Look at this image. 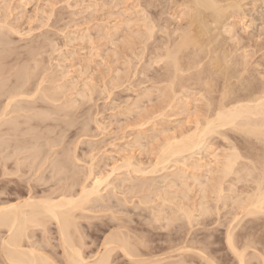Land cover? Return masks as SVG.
<instances>
[{"label": "bare ground", "instance_id": "obj_1", "mask_svg": "<svg viewBox=\"0 0 264 264\" xmlns=\"http://www.w3.org/2000/svg\"><path fill=\"white\" fill-rule=\"evenodd\" d=\"M6 1V0H5ZM5 1L3 2L4 4H5ZM25 1H27V0H25ZM183 1H185V0H183ZM235 1H238V0H235ZM234 1V2H235ZM10 2V0H8V2L6 1V4L8 5V4H10L9 3ZM118 2V1H117ZM156 2V1H155ZM186 2V1H185ZM221 2H223V3H225L223 0H221ZM221 2L219 1V0H192V1H190V4L189 5H187V3H186V7H184V3L181 5V6H183V9L185 10V11H187V14H185V15H187V17L184 15V12H182V11H180L181 12V15H178V17H177V19L179 18H181L182 19V17H186L187 18V24H188V26L185 28H181V27H179V26H181V25H179L178 26V28H175V30H173V31H169V32H172V34L171 33H169V34H167L166 33V39L165 40H162V41H160V42H158L155 46L153 45V49L152 50H150L151 52H149L148 53V55H150L151 57V59H150V61H148L149 59H147V57H149V56H147V53H146V50H147V48H150V47H148L150 44H151V42L150 41H152V40H154V38H155V35H156V28L158 27V24H159V26H161L160 25V22L158 23V19H154V18H152V19H150V18H145L144 20L142 19V20H140V22L141 21H144V22H142L143 24H142V28L144 27V31H143V33L142 32H140V30L142 29H137L138 31H135L134 33L136 34V35H138L139 37L138 38H140V33H142V35H141V39H139V40H141L142 41V43L141 42H139V43H141L142 45L141 46H143V49L142 48H140V51L141 52H139V53H137V55H136V52H135V54H133L132 56H135V59H133V61H139L140 63H144V60L146 59L147 61L144 63V65H142V68H141V70L143 69V71H147V70H149V66H150V69H151V65L153 64V65H155V64H160V63H164V65L167 67V71L165 70V74H166V77L164 78V76H163V78H164V80H163V82H165L163 85L164 86H166V88L168 89V90H166V88L164 89V88H162V89H164V92H163V94H164V96H163V94H162V91L163 90H161V87H159V89L161 90V94H162V98L163 97H165V99H163V101L164 102H166V103H164V105L166 104L167 105V103H168V106L170 107V109H169V107H168V109L170 110V111H173V110H171V108H172V105H174L175 104V108L177 107V109H180V108H178L179 107V105H183V104H181L180 102H182L183 101V103H184V105H185V102L187 103L188 101L187 100H185L186 98H184V97H186V95H188V96H190L189 94H188V91L190 92V90H193V87H195L194 85H196L197 83L196 82H201L202 81V84H201V87L202 88H204V86H206V88L208 89V91H206L207 89H205V91L206 92H208V93H212V90L210 91L209 89H213V87L214 86H216L215 84H217V83H215L214 85H213V83H212V80H214L213 78H212V80L209 78V72H208V69H209V71L211 70V72L212 71H214L215 72V76L216 75H219V74H221V76H224V77H227L226 79H228L231 75H233L230 71H232L233 70V68H232V70H230L231 69V66L233 65H231V63H229L230 64V66L228 67V58L230 57H228L227 55L228 54H226L225 52L224 53H222V55L219 53V48H218V51H216V48L217 47H215V49L212 47L213 45H214V43H212L211 44V42L212 41H210V39H212V36H211V38L210 39H208V35H210L209 33H210V30H209V27H208V22H207V20L208 19H210V18H206L205 19V12H208V13H210V16L212 17V19H214V22H219L221 19H223V18H226L227 16H232L231 18L232 19H235V15L238 13V11H240L241 12V10H242V8H241V6H240V3L239 2H235V3H233V1H231V3L228 5V3H227V8H224V6L221 4ZM226 2H228V1H226ZM1 3V2H0ZM2 3V4H3ZM2 4L0 5V6H2ZM117 4H119V3H117ZM152 4V3H151ZM151 4H148V6L149 5H151ZM11 5V4H10ZM154 4H152V6H153ZM178 5V4H177ZM116 6V5H115ZM147 6V8H149ZM154 6H156V5H154ZM5 7V8H4ZM4 7H2L3 8V11L5 10V12H6V8L8 7V6H4ZM151 7V6H150ZM2 8H0V9H2ZM10 8H12L11 6H9V9ZM179 8H180V5H179ZM8 9V10H9ZM182 9V8H181ZM241 9V10H240ZM7 10V11H8ZM236 10H238V11H236ZM3 11H1L0 10V12H3ZM12 12H13V10H11ZM237 13H236V12ZM5 12L3 13V14H5ZM10 12V11H9ZM8 12V13H9ZM142 12V11H141ZM143 12H145V10L143 11ZM179 12V13H180ZM8 13H6V14H8ZM11 13V12H10ZM145 13H148L147 11L145 12ZM183 13V14H182ZM186 13V12H185ZM2 14V13H1ZM2 14V15H3ZM4 15V17H0V254H1V256H0V264H110V263H112V260H113V254L115 255V254H117L116 253V251L119 253V251H120V253H122V255H123V257H126L128 260L130 259V260H132L133 262H136V264H146L148 261H151L150 259H152V258H146L145 257V255H143L141 252H140V250H139V247L138 246H140V248H141V246H145V245H143V243H144V241H141L142 240V238H136L135 236H134V234L136 233L135 231V233H133V232H131V234L133 233V235L131 236H129V234H126L128 231H124V230H120V229H118V225L115 227V228H117L118 230H116V229H114V230H116V231H114V232H110L109 234V236L107 237H105L104 238V241H103V243H101L102 245H101V247H102V249H99V250H97V251H95V252H97V253H93L94 255L93 256H89V257H87V256H85L84 254V252L85 251H83V246H85L84 244H82V240H86V239H83V238H81L80 236H78L77 234L80 232V230H81V228L79 229L78 227V224L77 223H79V222H77L76 221V219H78L77 217L78 216H76V213H78L79 211H81V212H83L84 210H86V207H87V205H89L90 203H92V198L93 197H96V196H98V195H100V193L102 192V190H101V187L102 186H105V187H109V186H113V184L111 183V181L109 180V179H111L110 177H112V175H113V173H115L116 171H118V170H120V171H122V169H127L129 172L128 173H134V174H144L145 173V175L149 178V176H148V172L149 173H155V175H156V172H160L161 170H162V172L164 171V170H168L169 169V164H171L172 162H176L175 164L176 165H181L180 163L181 162H184V161H182L184 158H185V155L187 154V153H189V154H194L195 155V153L197 152V151H200V150H205L206 149V145L208 144L207 142H209L208 140H209V138H210V140L212 139L211 138V136L212 135H221L222 137H224V140H225V136H226V132H223L224 134H225V136H224V134L221 132V131H223V129H227V131L228 130H233V131H236V133H240V136L242 135V137H244L243 139H241V140H243V141H241V144H239V145H236V143L235 144H233L235 141H233V143H232V140H230L229 142L231 143V145H232V147L230 146V148H231V150H230V148H229V150L230 151H228L227 149L228 148H226V150H225V148H223L222 150H224L225 152H227V153H224L223 155L221 154V151H220V154H221V158L220 157H218V154H217V157L215 156L214 157V160H215V166L213 167L212 166V169H210V173H209V175L211 174V176H210V178H208L207 179V181L206 182H204V183H200V181L202 180H200V177H203L204 175L203 174H201V176H199L198 174H192V176H191V174L189 175V176H191V177H189V179L191 178V181H192V179L194 180V181H192V184H189L187 181H190L189 179L188 180H184V179H187V178H185V175H186V171H184V170H182V169H176L177 171L176 172H173V174H169V175H173V179L174 180H172V181H170V180H168L169 181V184L167 185V187L169 188H167V190L165 189L164 190V188L165 187H163V189H160L159 188V190H156L155 188L158 186V185H160V182L157 180L156 181V178H155V182L156 183H158L159 182V184L154 188V189H150V188H153V186L152 185H154V184H156V183H150L149 181H151L152 179H146L147 180V182L146 181H143L142 183L141 182H139L140 184L138 185L137 183H135L137 180H135V184H137V186H135L134 187V189H130L131 190V193H132V195H133V193L136 195V193H137V196H139V193L141 194L142 193V195L143 196H141L140 197V200H138L139 199V197H138V202L139 203H137V202H135L134 204L137 206V204L139 205H141V207H143V204L145 205L144 206V208L146 207L147 208V203L149 202V200H150V197H153L154 195L156 196V200L157 201H159V203L160 202H162V206H163V208H164V206L165 205H168V204H171V205H175L176 204V202H175V199L176 198H179L180 197V195L182 196V199L184 200H186V201H189L188 200V198H189V196H188V193L190 194L191 192L193 193V192H197L196 194L197 195H199V197H200V200H197V204L195 205V206H189L188 204L189 203H186L185 201H183V202H185L186 204H183L182 203V201H180L181 200V198H179L180 200H178V199H176V200H178V201H180V202H178L175 206H171V207H175V210L172 212L173 213V215L171 214V218H169L168 219V223L165 221V223H166V225L167 224H169V225H167V226H170V224L171 223H173V222H178V221H180L181 219H183V220H181V221H184V220H186L185 222H186V224L187 225H193V223L194 224H196L197 223V218H199V217H202L201 219H200V221L202 220V221H204V219H203V217H205V219H208V217H210L211 215L213 216V214H214V216L213 217H215V215H217V217H220V212H222V211H224L223 209L227 206V202L228 201H231L232 202V205H233V207H232V212H231V215L232 216H234V218L232 219V220H229V225H228V227H227V229H226V232L223 234V235H225V245H227V247H228V251L230 250V253L232 252V254L234 255V258L236 259V261H237V264H247L248 262V260H250V258L249 259H247L246 260V258H247V256H248V254H247V250L250 248H253V249H251V250H254L256 247H254V246H256L259 242H255V240H258V239H256L255 237V240H254V238H253V236H254V232H256L255 234H257V232L260 230V229H262L263 231H264V76H263V79H261L262 80V83L261 82H259L258 81V79L257 78H255V79H257V83L259 84H261V85H255V87L254 86H249V84L251 83V85H253L252 84V82H250L249 80H246V78L244 79V80H246V81H249L248 83V86L249 87H251V90H252V87H253V91L250 93V95H248V94H246V96H244V94H243V96H240V94H238L235 90H234V88L232 89V88H229L230 86H228V84H226L225 86H224V89H223V92L222 93H220L221 94V96H219L220 98L218 99V102H216L215 101V105H214V107L212 106L211 107V105H212V103H209L208 101H210V100H207V97H205V95L204 94H206L205 93V91H203L202 90V88L200 87V89L198 90V91H201L202 93L204 92V94H200L201 95V97L203 98V100H204V103L206 104L207 102H208V106H207V109H208V112H207V115H206V117H205V114H203L204 115V118H202V120L200 121L199 119H200V116L199 117H197V119L198 120H196L195 118V125L193 126L194 128L193 129H187V130H189V131H187V130H185V129H183V130H185L186 132H182V130H181V134H178V135H176L178 132H176L175 131V129H174V132L173 133H171V130H170V134L169 135H171V137L170 136H168V139L166 138L167 137V135L165 134L164 136H166L165 138V140H166V142H165V140H164V137H163V141H164V143H163V141L161 140V144H163L162 146H159V148L158 149H160L159 150V152H158V154L157 155H159L158 157H157V162H156V164H155V166H154V164H153V169H149L147 172L144 170L145 169V166L143 165V169L141 168L142 166H140L141 165V163H142V161H138L137 163H139L138 165L140 166V168H139V166H137L136 167V163H132V158L130 159L129 157H131V155H129V157H127L128 159H125L124 158V160H122L123 161V164L121 165H118V164H115V166H117V167H112L111 168V170L112 171H110L111 173H107V174H105V173H103V172H101V174L103 173V174H105V175H99L98 174V172L96 173V168H94V166L95 165H93L95 162V160H96V163L98 162V161H100V160H97L96 158H98V157H96V158H94V161H93V157L92 156H89V154H88V156L91 158V162H93V164L91 163V165H88V167H87V165H85L84 167H87L86 169H87V171H85L86 169L84 168V167H82V169H83V171H84V174L83 175H85L84 176V180L82 179H80V177L79 176H76L75 175V173H76V171H74L73 172V170L72 169H74L76 166L74 165V163L75 162H72V160L73 161H76L77 162V164L79 163V162H81L80 161V159H82V158H78L77 156H76V149H77V145H79L77 142V145H76V149L74 150V151H72V149L73 148H71V151H72V157L71 158H73V159H71V161H70V159H68V158H66V157H70V155L71 154H69V152L67 153V155H66V153H64V152H61V153H63L62 155H61V153H59L58 152V150L57 151H55L54 149H55V147H56V149H57V145H58V143H59V141H61V140H58L57 138H59V137H57V136H59V135H57L56 137V140L55 139H53V135H52V142H51V140L49 139L48 140V138H50V137H48V135L46 134V133H48L49 131H50V126L49 127H47L45 124L46 123H48L47 121H50L49 119H51L52 117H51V115L53 116V115H56V116H58L59 118H60V116H63L65 119L67 118V117H65V116H67V115H69V114H71V112H72V114H74V113H76V107L77 106H79V103H77L78 102V100L76 99H74V97H71V96H74L73 94H70L69 95V93L67 92L68 90H70L68 87H67V85L65 86L64 85V83L63 84H61V82H60V80H62V82H63V80L64 79H62V78H65V77H63V74H65V73H63L62 75H57V76H54V75H56V74H54L55 73V71H57L56 70V68H54V70L55 71H52L51 72V74L53 73V75L52 76H48V75H51L50 73H48V71L50 72V70L54 67V66H52V68L50 69V68H48L49 70H47L45 67H48L49 65L51 66V64L53 63H51V62H48V63H46V64H49V63H51V64H49V65H47V66H45V67H42L41 66V64L43 63H41V59H43V58H41V57H43L42 55H41V57H40V53H41V51H42V48H46V46H48V45H46V46H44L45 44H43V43H45L44 41H43V43H39L38 41V45H39V47H36V46H38V45H34L33 47L31 46V44H30V42L28 43V45L30 44V46L29 47H27V45H26V47H27V55L25 54V52H19L20 54H22V55H26V57H24V59H21L22 58V55L20 56V54L19 53H16L17 51L16 50H18L19 51V48L17 47V49H16V45H19V42L18 41H20V40H18V41H16L15 42V46L13 45L14 44V42H13V40H9V39H11L9 36H8V34H9V32H4V30L5 29H7V31L9 30L10 31V33L12 34L13 32V34H16V33H18L19 34V31L17 30L18 29V27H16V28H14L13 26H11L10 25V23L9 24H7L8 23V19L5 21V20H2L3 18L5 19V18H7L6 16L7 15ZM235 14V15H234ZM1 15V16H2ZM182 15H184V16H182ZM207 15V14H206ZM209 15V14H208ZM234 15V16H233ZM8 16H10V17H12L11 15H8ZM52 16V15H51ZM51 16H49V18L51 17ZM182 16V17H181ZM49 18H48V21H49ZM185 18V19H186ZM227 18H229V17H227ZM230 18V19H231ZM11 19V18H10ZM149 19V20H148ZM18 21H19V19H17ZM153 20H156V22H157V25L155 24V21H153ZM160 20V19H159ZM184 20V19H183ZM3 21V22H2ZM6 23H5V22ZM12 21V20H11ZM14 21V20H13ZM124 21H126L125 22V26H128V25H130V23H131V21H130V23H129V20H124ZM180 21V20H179ZM182 21V20H181ZM213 21V20H212ZM137 22H139V20L137 21ZM184 22H185V20H184ZM184 22H182V23H184ZM240 22V21H239ZM12 23V22H11ZM47 23V22H46ZM45 23V24H46ZM16 24V23H15ZM45 24H43L42 26H44ZM185 24V23H184ZM186 24V25H187ZM15 26V25H14ZM44 27H47V24H46V26H44ZM130 27V26H129ZM139 27V26H138ZM31 28V27H30ZM42 28V27H41ZM40 28V29H41ZM140 28V27H139ZM160 28V27H159ZM162 28V27H161ZM19 29H21V28H19ZM33 29V28H32ZM105 29V28H104ZM158 29V28H157ZM31 30V29H30ZM30 30H28V31H30ZM109 30V29H108ZM143 30V29H142ZM159 31H160V29H158ZM99 32H100V29L98 30ZM104 31V30H103ZM116 31V30H115ZM22 32H23V30H22ZM22 32H21V34H22ZM31 32H32V30H31ZM102 32V31H101ZM131 32V36L130 37H134L133 35L134 34H132L133 32H132V30L130 31ZM62 33H63V31H62ZM107 33V32H106ZM113 33V32H112ZM157 33H158V31H157ZM44 34V33H43ZM43 34H41V35H43ZM110 34V33H109ZM108 34V35H109ZM128 34V33H127ZM17 35V34H16ZM22 35H24V34H22ZM106 35V34H105ZM111 35H113V34H111ZM11 36H13V35H11ZM19 36V35H18ZM27 36V35H26ZM25 36V37H26ZM28 36H31V34L30 35H28ZM46 35H44L43 36V38L45 37ZM83 37H84V35H82ZM89 36V35H88ZM101 36H103V35H101ZM114 36V35H113ZM125 36H127V35H125ZM125 36H123L125 39L128 37H125ZM208 36V37H207ZM7 37H9V38H7ZM22 37V36H21ZM42 37V36H41ZM68 37V36H67ZM81 37V36H80ZM90 37V36H89ZM89 37H87V38H89ZM107 37V35L105 36V38ZM130 37H128V41H126L125 43H126V46L128 45L129 46V48H130V46L132 45V44H135L134 43V41L135 40H131V39H136L137 38V36H136V38H130ZM207 37V38H206ZM216 37V36H215ZM24 38V37H23ZM86 38V37H85ZM85 38H84V40H85ZM104 38V37H103ZM214 38V37H213ZM35 38H33V39H31V40H33V41H35L34 40ZM47 39H48V37H47ZM47 39L45 38L44 40L46 41V42H48L47 41ZM52 39V38H51ZM79 39V38H78ZM106 39H108V37L106 38ZM112 39V38H111ZM111 39H109L110 41H111ZM129 39L131 40V42H133L132 44L131 43H129L130 41H129ZM205 39H208L209 41L207 42ZM16 40V39H15ZM80 40V39H79ZM83 40V41H84ZM89 40H90V38H89ZM127 40V39H126ZM157 40V39H156ZM214 40V39H213ZM215 40H217L218 41V39L217 38H215ZM22 41H24L23 39H22ZM30 41V40H29ZM33 41H32V44H33ZM51 41V40H50ZM68 42L69 41H71V39L69 40H67ZM80 41H82V38H81V40ZM114 41V40H113ZM112 41V42H113ZM217 41L215 42V43H217ZM17 42H18V44H17ZM28 42V41H27ZM51 42H53V41H51ZM55 42V41H54ZM88 42V41H87ZM149 42V43H148ZM34 43H36V42H34ZM89 43L91 44V46H92V40H91V42L89 41ZM147 43H148V45H147ZM155 43V42H154ZM153 43V44H154ZM23 44V45H24ZM44 46H42V45ZM47 44V43H46ZM49 44H50V42H49ZM52 44V43H51ZM55 44V43H54ZM66 44V43H65ZM130 44V45H129ZM11 45H13V46H11ZM42 47H41V46ZM68 45V44H67ZM66 45V46H67ZM95 45V44H94ZM123 45H124V43H123ZM212 45V46H211ZM52 46V45H51ZM50 46V47H51ZM133 46V45H132ZM131 46V47H132ZM140 46V45H139ZM152 46V45H151ZM209 46H211V47H209ZM215 46H218V45H215ZM11 47H15V48H11ZM23 46H21V48H22ZM25 47V46H24ZM125 47V46H124ZM20 48V49H21ZM29 48V49H28ZM44 48V49H45ZM93 48H95L94 46H93ZM93 48H91V50L93 49ZM97 48V47H96ZM132 48H134V46L132 47ZM214 50H213V49ZM14 49H16V50H14ZM142 49V50H141ZM24 50V49H23ZM22 49H21V51H23ZM46 50H48V48L46 49ZM96 51L98 50V49H95ZM126 50H129L128 48L126 49ZM132 50V49H131ZM133 50H136V49H133ZM133 50H132V52H133ZM139 50V49H138ZM137 50V51H138ZM188 50H191V51H193V53L190 51V53H191V55H193V57H192V59H191V55H190V53H188L189 51ZM188 51V52H187ZM44 52V51H43ZM93 52H95L94 50H93ZM147 52H148V50H147ZM187 52V53H186ZM218 52V53H217ZM247 52V51H246ZM46 53V52H45ZM45 53H43V55L45 54ZM75 53V52H74ZM97 53V52H96ZM115 53H117V52H115ZM114 53V54H115ZM146 53V54H145ZM194 53H195V55H194ZM228 53V52H227ZM73 54V53H72ZM90 54H91V52H90ZM186 54H189L188 56L186 55ZM205 56H204V55ZM230 54V53H229ZM233 54V53H232ZM244 54V56H245V54H247V53H243ZM116 55V54H115ZM114 55V56H115ZM147 56L145 59H144V56ZM200 55H202V57H206L207 58V64H206V61L204 62L203 60H205L204 58H202ZM90 56H92V55H90ZM98 57L100 56V55H97ZM117 56V55H116ZM200 56V57H199ZM251 56V55H250ZM249 56V57H250ZM20 57V58H19ZM39 57V58H38ZM85 57V56H84ZM84 57H82V58H84ZM88 57V56H87ZM94 57V56H93ZM96 57V56H95ZM101 57V56H100ZM126 57V56H125ZM127 57H129V56H127ZM188 57H190V58H188ZM243 57V56H242ZM52 58V57H51ZM65 58H66V55H65ZM82 58L80 59V60H82ZM136 58H138V60H136ZM236 58V57H235ZM235 58H233V59H235ZM246 58H247V56H246ZM245 58V59H246ZM251 58V57H250ZM47 58H45V60H46ZM91 59V58H90ZM89 59V62L91 61ZM95 59V58H94ZM128 59V58H127ZM130 59V58H129ZM128 59V60H129ZM144 59V60H143ZM202 60V61H199V60ZM231 59V58H230ZM240 59H243V58H241L240 57ZM239 59V61H237V58H236V61H234V68L236 69V67L240 70H236V72H237V74L238 73H240V72H243V75L241 74V77L242 76H246L247 77V75L246 74H248V71H249V68L248 67H245V65H247V63L249 64V65H253V64H251V63H249V59L246 61V64H245V62L243 61H241ZM245 59H243V60H245ZM45 60H43V61H45ZM88 60V59H87ZM126 61V60H125ZM132 61V60H131ZM143 61V62H142ZM241 61V62H240ZM82 62H83V60H82ZM87 63H88V61H86ZM92 62V61H91ZM94 62V61H93ZM114 63H115V61H113ZM138 62V63H139ZM229 62H231V61H229ZM45 63V62H44ZM112 63V62H111ZM113 63V64H114ZM126 64H127V62H125ZM130 63V60H129V62H128V64ZM134 63V62H133ZM137 64V63H136ZM43 65V64H42ZM59 65V64H58ZM58 65H56L55 67H57ZM84 65V64H83ZM88 65V64H87ZM90 65V64H89ZM88 65V66H89ZM107 65V64H106ZM129 65H132V64H129ZM152 65V66H153ZM207 67V70H206V72L209 74V75H206L207 77L206 78H208V79H206V82L204 81V80H199L200 78H201V75L203 74H205V72L203 73V68L202 67ZM248 65V66H249ZM74 66V65H73ZM85 66V65H84ZM88 66L86 67V68H88ZM126 66V65H125ZM148 66V67H147ZM236 66V67H235ZM68 67V66H67ZM66 67V68H67ZM128 67V66H127ZM132 67H134L133 65H132ZM154 67V66H153ZM152 67V68H153ZM58 68V67H57ZM113 68V65L111 66V68H110V71L112 72V69ZM129 68V67H128ZM127 68V69H128ZM131 68V67H130ZM129 68V69H130ZM148 68V69H147ZM165 68V67H164ZM203 70H202V69ZM247 68H248V70H247ZM250 68H252L251 66H250ZM84 69V68H83ZM112 69V70H111ZM115 69H117V68H115ZM128 69V70H129ZM137 69V68H136ZM140 69V68H139ZM166 69V68H165ZM196 69H197V71H196ZM243 69V70H242ZM254 69V68H253ZM86 70V69H85ZM118 70V69H117ZM134 70V69H133ZM140 70V71H141ZM193 70V71H192ZM194 70L196 71V74L194 73V76L195 77H193V75H191V74H193V73H190L189 74V72L191 71V72H194ZM247 70V73L245 74V72L244 71H246ZM80 71V74H81V70H79ZM116 71V70H115ZM139 71V70H138ZM138 71H133L134 72V74H135V72H138ZM143 71H141L140 72V74L142 73V75L143 74H145V73H143ZM149 71H151V70H149ZM235 71V70H234ZM255 71H256V69H255ZM58 72H59V70H58ZM123 72L125 73V75H127V76H129L128 75V73L129 72H127L126 73V69L125 70H123ZM122 72V74H124ZM130 72H132V70L130 71ZM210 72V73H211ZM235 72V73H236ZM250 72V71H249ZM257 72V71H256ZM62 73V72H61ZM61 73H59V74H61ZM93 73V72H92ZM113 73V72H112ZM115 73V72H114ZM117 73H119V71L117 72L116 71V74ZM121 73V72H120ZM147 73V72H146ZM150 73V72H149ZM188 73V75H186ZM217 73V74H216ZM252 73H253V71H252ZM258 73V72H257ZM67 74V73H66ZM82 74H84V73H82ZM115 74V75H116ZM148 74V73H147ZM245 74V75H244ZM251 74V72L248 74V75H250ZM259 74V73H258ZM261 74V73H260ZM92 75H94V74H92ZM111 75V74H110ZM125 75H122V77H116V81H114L113 80V78H111L109 81H111V80H113V82L114 83H116L117 84V81H118V83H120L119 85L117 84V86L118 87H122V86H120V85H122L123 83H124V85H125V83L129 80V78L127 77V76H125ZM131 75H132V73H131ZM150 75V74H149ZM148 75V76H149ZM203 75H202V77H203ZM211 75H212V73H211ZM211 75H210V77H211ZM214 75V74H213ZM252 75V74H251ZM58 76H59V78H58ZM67 76H68V78H70L69 77V75L67 74ZM78 76H80V75H78ZM117 76H119L118 74H117ZM120 76H121V74H120ZM133 76V75H132ZM135 76V75H134ZM137 76H139L138 74H137ZM145 76H146V74H145ZM144 76V77H145ZM205 76V75H204ZM215 76H213V77H215ZM229 76V77H228ZM123 77L124 78H126V79H128L126 82H123V83H121V80H124L123 79ZM131 77V76H130ZM136 77V76H135ZM151 77V76H150ZM159 77H161V76H159ZM219 77V76H218ZM234 77H235V74H234ZM238 77H239V74H238ZM238 77H235V78H237L238 79V81H244L243 79H241V80H239V78ZM252 77V76H251ZM257 77V76H256ZM61 78V79H60ZM87 78V77H86ZM132 78H134V77H132ZM204 78V77H203ZM259 78V77H258ZM71 79V78H70ZM125 79V80H126ZM148 79V77L145 79V80H147ZM149 79H151V78H149ZM153 79V78H152ZM154 79H158V80H161V78L159 79V78H157V77H154ZM193 79V80H192ZM198 79V81H196ZM215 79H217L216 77H215ZM220 79H223L222 77H220ZM225 79V78H224ZM226 79H225V81H226ZM230 79V78H229ZM66 80H67V77H66ZM72 80H74V79H72ZM84 80V79H83ZM124 80V81H125ZM158 80H152V81H154L155 83H153L155 86H158V85H161L160 83L159 84H157L156 85V83H157V81ZM234 80V79H233ZM254 80V79H253ZM259 80H260V78H259ZM65 81V80H64ZM70 81V80H69ZM149 81H151V80H149ZM148 81V82H149ZM151 81V82H152ZM193 83L194 81H195V83L194 84H190L191 82ZM214 81H216V80H214ZM213 81V82H214ZM224 81V80H223ZM230 81V80H229ZM231 81H232V79H231ZM231 81H230V83H231ZM241 81V82H242ZM254 81V82H255ZM60 84H59V83ZM67 82V81H66ZM86 82H88L87 80H86ZM85 81L83 82V84H85L84 86H83V89L84 88H86V89H84V92H85V95H86V93H87V95L86 96H84V92H83V90H82V95L84 96V98H85V100L84 99H82V100H84V101H86L87 103H89L88 101H87V99L90 101V103H91V101L93 102V100H94V98L92 99V97H94L93 96V93L95 94V90L97 89V87L96 88H93V87H95L96 85H94V86H92V85H89V84H87ZM91 82V81H90ZM95 82V81H94ZM106 81H104L103 83H105ZM108 82V81H107ZM112 82V84H114ZM131 82V79H130V81H129V83ZM159 82V81H158ZM161 83H163L162 81H160ZM190 82V83H189ZM205 82V83H204ZM245 82V81H244ZM69 85H70V82H67ZM109 83V82H108ZM138 83H139V81H138ZM138 83H136V84H138ZM143 83V82H142ZM167 83V84H166ZM198 83V84H199ZM204 83V84H203ZM237 83V82H236ZM240 83V82H239ZM243 83V82H242ZM246 83V82H245ZM50 84V86H48V85ZM73 84V83H72ZM74 84H76V83H74ZM89 86V88H88V86ZM96 84V83H95ZM133 84V83H132ZM144 84V83H143ZM142 84V85H143ZM225 83L223 82V85H224ZM241 84V83H240ZM239 84V85H240ZM68 85V86H69ZM105 85H106V83H105ZM104 85V86H105ZM108 85V84H107ZM127 85H128V83H127ZM130 85V84H129ZM128 85V86H129ZM193 87H192V86ZM221 85V84H220ZM219 85V86H220ZM233 85V84H232ZM237 85V84H236ZM241 85H243V84H241ZM240 85V86H241ZM73 86V85H72ZM72 86H70V88L72 87ZM76 86V85H75ZM91 86V87H90ZM103 86V85H102ZM103 86V87H104ZM110 86V85H109ZM108 86V87H109ZM115 86V85H114ZM114 86H110L111 88H113ZM117 86H115L114 88H116ZM136 86V85H135ZM139 86H141V83H140V85ZM197 86V85H196ZM198 86H200V85H198ZM218 86V85H217ZM216 86V87H217ZM234 86V85H233ZM247 86V85H246ZM245 86V87H246ZM77 87V86H76ZM101 87V86H100ZM133 87H134V84H133ZM151 87H153L152 85H151ZM192 87V89H190ZM215 87V88H216ZM235 87H237V86H235ZM239 87V86H238ZM237 87V88H238ZM243 87H244V85H243ZM242 87V88H243ZM245 87H244V91H245ZM80 88V87H79ZM102 88V87H101ZM127 89L126 87H124L123 86V89ZM128 88H130V87H128ZM138 88V87H137ZM149 88H150V86H149ZM219 88V87H218ZM218 88H216V89H218ZM247 88V87H246ZM73 89H74V87H73ZM77 89V88H76ZM76 89H74V90H76ZM103 90L105 89H107V88H102ZM116 89H118V88H116ZM116 89H114V90H116ZM146 89H148L147 87H146ZM152 89V88H151ZM155 89H157V88H155ZM195 90H197L196 88H194ZM215 89V90H216ZM73 90V91H74ZM113 90V89H112ZM111 90V91H112ZM113 90V91H114ZM141 90V89H140ZM143 91L145 90V89H142ZM166 90V91H165ZM214 90V89H213ZM232 90H234V91H232ZM240 90H241V88H240ZM249 88H247V91L246 92H249V91H251V90H249ZM71 91V90H70ZM78 91V90H77ZM80 91V90H79ZM97 91V90H96ZM101 91V90H100ZM99 91V92H100ZM108 91V89L106 90V92ZM125 91V90H124ZM127 91H129V90H127ZM130 91H131V89H130ZM136 91V90H135ZM149 91H150V89H149ZM153 91V90H152ZM151 91V92H152ZM154 91H156V90H154ZM154 91H153V93H154ZM157 91L158 92H160L158 89H157ZM210 91V92H209ZM222 91V90H221ZM76 92V91H75ZM98 92V93H99ZM102 92V91H101ZM106 92H105V94H106ZM139 92V91H138ZM146 93V95H145V93ZM144 92H141V94H143L144 93V95H143V97L145 96V97H147V95L148 96H150L149 95V92H148V90H146V91H144ZM148 92V93H147ZM150 92V93H151ZM192 92H194V91H192ZM201 92H198V93H201ZM68 93V94H67ZM77 94H78V92H76ZM109 93V95L108 96H110L111 95V93L112 92H107V94ZM187 93V94H186ZM196 93V92H195ZM194 93V94H195ZM198 93H196L198 96H200ZM207 93V94H208ZM214 93V92H213ZM218 93V92H217ZM245 93V92H244ZM76 94V95H77ZM79 94H81V91H80V93ZM79 94L77 95V96H79ZM101 94V93H100ZM158 94V93H157ZM186 94V95H185ZM192 94V93H191ZM195 94V95H196ZM206 94V95H207ZM214 94H216V91H215V93ZM238 94V95H237ZM75 95V96H76ZM81 95V96H82ZM96 95H97V92H96ZM112 95H114V93L112 94ZM136 95H138V94H136ZM140 95V94H139ZM138 95V96H139ZM160 95V94H159ZM213 95V94H212ZM241 95H242V92H241ZM187 96V97H188ZM192 96V95H191ZM190 96V97H191ZM208 96V95H207ZM217 96H218V94H217ZM87 97V98H86ZM136 97V96H135ZM142 97V96H141ZM152 97V96H151ZM158 97V96H157ZM190 97H188L189 98V100H191V98ZM193 97H194V95H193ZM211 97V96H210ZM215 97V96H214ZM213 97V98H214ZM82 98V97H81ZM80 97H78V99H81ZM109 98V97H108ZM108 98H107V100H108ZM112 98V97H111ZM136 98H138V99H140V97H136ZM136 98H134V99H136ZM150 98V97H149ZM162 98H161V103L160 104H162L163 105V103H162ZM184 98V99H183ZM187 98V99H188ZM202 98L200 99V102H202L201 100H202ZM209 98V97H208ZM144 99V98H143ZM148 99V98H147ZM194 99V98H193ZM196 99H198V97H196L195 99H194V101L196 100ZM207 101H206V100ZM209 99H212V98H209ZM114 100L115 99H113V103H114ZM127 99H125V101H124V103L126 102L127 104H128V101H130V99L128 100V101H126ZM131 100H133V99H131ZM141 100H142V98H141ZM149 100H151V99H149ZM165 100H167V101H165ZM184 100H185V102H184ZM199 100V99H198ZM215 100V99H214ZM213 100V101H214ZM77 101V102H76ZM81 101V100H80ZM79 101V102H80ZM116 101V100H115ZM136 101H137V103L136 102H132V104L133 105H135L137 108H135V109H140V108H138L139 106H137L138 105V100L136 99ZM140 101V100H139ZM144 101V100H143ZM206 101V102H205ZM85 102V103H86ZM191 102V101H190ZM211 102V101H210ZM78 105H77V104ZM111 103H112V101H111ZM110 103V104H111ZM125 103V105H127ZM189 103V102H188ZM194 103V102H193ZM195 103H199V102H196L195 101ZM203 103V102H202ZM202 103H201V105H202ZM80 104H82V103H80ZM179 104V105H178ZM77 105V106H76ZM86 105H89V104H86ZM113 105V104H112ZM114 105H115V103H114ZM122 105V104H121ZM131 105V104H130ZM159 105V104H158ZM187 105V104H186ZM185 105V106H186ZM189 106L191 105V103L190 104H188ZM188 105H187V107H188ZM204 105V104H203ZM202 105V106H203ZM82 106H83V104H82ZM132 106V105H131ZM192 106V105H191ZM206 106V105H205ZM84 107H85V105H84ZM91 107V106H90ZM90 107H88V108H90ZM117 108L119 107V108H122V107H120V106H116ZM127 107V106H126ZM130 107V106H129ZM128 107V108H129ZM133 107V106H132ZM156 107V106H155ZM154 107V108H155ZM161 106H159V108H160ZM181 107V106H180ZM197 107V106H196ZM211 107V109L209 110V108ZM78 108L79 107H77V110H78ZM87 108V107H86ZM87 108V109H88ZM127 108V109H128ZM157 108H158V106H157ZM162 108V107H161ZM164 108H167L166 106H164L162 109H164ZM174 107L172 108V109H175ZM182 108V107H181ZM184 108H186V107H184ZM204 108V107H203ZM202 108V109H203ZM213 108V109H212ZM131 109H133V111L135 110L134 109V107L133 108H129V110H126V109H124V111H129V114L131 113V114H134V113H132V111H131ZM142 109V108H141ZM140 109V110H141ZM144 109V108H143ZM162 109H159L158 111H159V113H160V110H162ZM183 109V108H182ZM181 109V110H182ZM196 109V108H195ZM201 109V108H200ZM207 109L205 108L204 109V111L203 112H205V111H207ZM73 110H74V113H73ZM81 110H83V109H81ZM121 110H123V108L121 109ZM120 110V111H121ZM146 110V109H145ZM143 111L144 112V114H145V112H147V111ZM154 110V109H153ZM167 110V109H166ZM166 110H164V112H162L161 111V115H162V117L159 115V113L157 112H154V114L152 113V112H150V113H152L151 115H154V117H155V120H158V119H160V117L161 118H163V120H164V116H165V112H166ZM176 110V109H175ZM174 110V111H175ZM185 110V109H184ZM197 110V109H196ZM136 111V110H135ZM142 111V110H141ZM141 111H140V113H141ZM149 111V110H148ZM155 111V110H154ZM189 111L191 112V110L189 109ZM201 111V110H200ZM199 111V112H200ZM79 112H81V111H79ZM89 112V111H88ZM126 112V113H127ZM139 112V111H138ZM142 112V113H143ZM180 112V111H179ZM186 112H188L187 110H186ZM197 112V111H196ZM202 112V113H203ZM98 113V112H97ZM121 113V112H120ZM137 113V112H136ZM136 113H135V116H137L136 115ZM140 113H137V114H139L138 116L140 117ZM141 113V114H142ZM155 113L159 116V118L157 117L156 118V116H155ZM169 113V112H168ZM171 113V112H170ZM173 113V112H172ZM184 113V112H183ZM192 113V112H191ZM195 113V112H194ZM194 113H192V114H194ZM198 113V112H197ZM195 114L194 116H198L199 114ZM206 113V112H205ZM72 114L71 115H69V117L70 116H72ZM80 114V113H79ZM82 114V113H81ZM85 114H87L88 115V113H86L85 112ZM84 114V115H85ZM90 114V113H89ZM149 114V113H148ZM178 114H180V113H178ZM78 115V114H77ZM83 115V114H82ZM83 115V116H84ZM122 115H125V114H123L122 113ZM143 115V114H142ZM145 115H147V113L145 114ZM145 115H144V118H143V116H141L139 119H145L146 118V121L145 122H149L150 123V121H153V119H154V117H153V119L151 120V118H152V116L151 115H147L146 117H145ZM166 115H167V112H166ZM176 115V114H175ZM180 115H182V114H180ZM189 115V114H188ZM56 116H54V118L55 119H53L52 118V120H51V122L54 120V123L55 122H58V120H56L57 118H56ZM82 116V117H83ZM95 116V115H94ZM94 116H93V118H94ZM130 116V115H129ZM151 117V118H148L147 119V117ZM168 116H170L169 114H168ZM167 116V117H168ZM174 116V115H173ZM179 116V115H178ZM190 116V115H189ZM193 116V117H194ZM50 117V118H49ZM63 117H61V121H64L62 118ZM68 117V118H69ZM86 117V116H85ZM84 117V118H85ZM88 117V116H87ZM96 117H97V115H96ZM166 117V116H165ZM171 117V116H170ZM188 117V116H187ZM67 118V120H69L68 122H65V123H69L70 124V122L73 120H75V119H77V117L75 118L74 116H72V119L71 118H69L68 119ZM74 118V119H73ZM89 118H91L90 117V115H89ZM98 118V117H97ZM137 118V117H136ZM136 118H135V120H136ZM137 118V119H138ZM169 118V117H168ZM71 119V120H70ZM80 119V118H79ZM87 119V118H86ZM96 119V118H95ZM187 120H188V118H186ZM189 119H190V117H189ZM191 119H193V118H191ZM59 120V122H61ZM84 120L85 119H83V122H84ZM88 120V119H87ZM86 120V121H87ZM93 120V122H94V119H91L90 121H92ZM143 120H136L137 121V123H138V121L141 123V125L142 126H144V121ZM147 120H149V121H147ZM162 119H160V123L163 121H161ZM166 120V119H165ZM185 120V119H184ZM183 120V121H184ZM187 120H185V121H187ZM89 121V122H90ZM96 122H94V123H96V125H98V127H99V123H102V122H99L98 123V120H95ZM100 121V120H99ZM136 121H135V123H136ZM143 121V122H142ZM167 121V120H166ZM190 121V120H189ZM189 121H187L188 123H189ZM58 122V123H59ZM76 122H77V120H76ZM75 122V123H76ZM158 122V121H157ZM163 122H165V121H163ZM186 122V123H187ZM190 122H192V120L190 121ZM53 123V124H54ZM64 123V122H63ZM62 123V125H66L67 126V124H63ZM74 123V122H73ZM147 123H146V125H147ZM154 123V122H153ZM159 123V124H160ZM167 123V122H166ZM169 123V122H168ZM167 123V124H168ZM174 123V122H173ZM184 122H182L181 124H179V122H177V124H179L180 125V127H181V125L183 124ZM186 123H184V124H186ZM187 123V124H188ZM72 124V123H71ZM78 124H79V122H78ZM77 124V125H78ZM80 124H82V123H80ZM88 124V123H87ZM87 124H85V122H84V124H82V125H85V126H83L85 129H87L86 127V125ZM103 124V123H102ZM101 124V125H102ZM151 124V123H150ZM158 124V125H159ZM165 124V123H164ZM176 124V123H175ZM175 124H173L174 125V127H175ZM186 124V125H187ZM192 124V123H191ZM45 125V128H48L49 130L48 131H46V132H44L46 129L43 127ZM50 125V124H49ZM56 125H57V123H56ZM61 125V126H62ZM73 126H74V124H72ZM72 125H70V126H72ZM89 125H90V123H89ZM136 125V124H135ZM138 125H139V123H138ZM145 125V126H146ZM149 125V124H148ZM153 125V124H152ZM166 125V124H165ZM165 125H163V126H165ZM178 125V126H179ZM190 125V124H189ZM51 126H53V125H51ZM66 126H65V128H66ZM70 126L68 125V129L67 130H69V128H70ZM76 126V125H75ZM133 126V125H132ZM140 126V125H139ZM157 126V125H156ZM160 126H161V124H160ZM171 126H172V124H171ZM192 126V125H191ZM60 126H58L57 125V127L56 128H59ZM97 127V128H98ZM103 127H105V126H103ZM158 127V126H157ZM180 127H177V128H180ZM61 128V127H60ZM81 129V130H83L84 132L85 131H87V130H89V129H87V130H85V129ZM105 128H107V127H105ZM153 128V127H152ZM160 128V127H159ZM164 128V127H163ZM167 128V127H166ZM169 128V127H168ZM167 128V130L169 131V129ZM176 128V127H175ZM188 128V127H187ZM229 128V129H228ZM62 129H64L63 127H62ZM62 129H60V131L62 130ZM99 129H100V127H99ZM99 129H98V132H99ZM133 129H135V128H133ZM155 129V128H154ZM172 129H173V127H172ZM182 129V128H181ZM44 130V131H43ZM52 130V129H51ZM56 130V129H55ZM55 130H53V131H51V132H53V133H55L56 134V132H55ZM92 130V129H91ZM97 130V129H96ZM103 131H104V128L102 129ZM106 130V129H105ZM153 129H150V133H151V131H152ZM165 130V129H164ZM163 129L162 130H158V131H160V133L158 134L157 132L158 131H154V133L152 134V135H160V134H162V132L163 133H166V131H164ZM221 130V131H220ZM58 131V130H57ZM66 130H64L63 132H65ZM101 131V130H100ZM102 131V132H103ZM147 131V130H146ZM173 131V130H172ZM62 132V133H63ZM141 132V131H140ZM176 132V133H175ZM179 132H180V130H179ZM230 132V131H229ZM52 133V134H53ZM60 133V132H59ZM58 133V134H59ZM68 133V131L66 132V133H64V134H67ZM87 133V132H86ZM175 133V135L176 136H174L173 134ZM238 133V134H239ZM51 134V133H50ZM49 134V135H50ZM82 134V133H81ZM88 134V133H87ZM103 134V133H102ZM138 134L139 133H137V137L136 136H134V137H136L137 139H138V137L140 136H138ZM141 134V133H140ZM149 134V133H148ZM230 134V133H229ZM61 135V134H60ZM84 135H86L85 133H84ZM84 135H82V136H84ZM144 135V134H143ZM143 135H141V136H143ZM151 135V134H150ZM152 135H151V137H152ZM218 135V136H219ZM65 136L66 135H64V138H65ZM81 136V135H80ZM141 136L139 137L140 139H141ZM160 136H163V134L162 135H160ZM230 136V135H229ZM240 136H238V137H240ZM67 137V136H66ZM86 137V136H85ZM92 137V136H91ZM90 137V138H91ZM95 137V136H94ZM147 137V136H146ZM148 137H150V136H148ZM154 138H155V136H153ZM151 138V139H153V141H152V143H154V138ZM159 137V136H158ZM170 137V138H169ZM227 137V136H226ZM55 138V137H54ZM160 138V137H159ZM228 138V137H227ZM231 138V137H230ZM229 138V139H230ZM234 138H236V137H234ZM46 139V144L45 145H48L47 147L48 148H50V154H52V152H54L52 155H50L49 156V152L48 151H46V153H45V151H43L44 149H46L45 148V146H44V143L42 144V140H45ZM60 139H62L63 140V137H60ZM66 139V138H65ZM140 139L138 140V142L140 141ZM144 139L146 140V138L144 137ZM156 139H157V136H156ZM228 139V140H229ZM240 139V138H239ZM238 139V140H239ZM50 141V142H48V141ZM57 140H58V143H57ZM134 140H136L135 138H134ZM133 140V141H134ZM143 139H141V141H142ZM144 140V141H145ZM148 140V139H147ZM157 140H159V139H157ZM235 140V139H234ZM137 141V140H136ZM150 141V142H151ZM156 141V140H155ZM237 141V140H236ZM84 142V141H83ZM86 142V141H85ZM138 142H136L135 144H137ZM149 142V143H150ZM160 142V141H159ZM240 142V141H239ZM62 142H60L59 144H61ZM75 143V144H76ZM80 143V142H79ZM87 143V142H86ZM145 143V142H144ZM148 143V144H149ZM156 144H158V141L157 142H155ZM227 143H228V141H227ZM73 144H74V142H73ZM72 144V145H73ZM91 144V143H90ZM94 144V143H93ZM133 145V146H136V145ZM160 144V145H161ZM211 144V143H210ZM213 144V143H212ZM238 144V143H237ZM63 145V144H62ZM62 145H60L61 147H62ZM92 145V144H91ZM129 145H130V143H129ZM143 144H141V145H138V146H142ZM153 145V144H152ZM159 145V144H158ZM157 145V146H158ZM214 145V146H213ZM212 146L213 147H215L216 145L215 144H213ZM227 145V144H226ZM67 146V145H66ZM75 146V145H74ZM149 146H150V144H149ZM154 146H156V145H154ZM228 146V145H227ZM73 147V146H72ZM96 147V146H95ZM94 147V148H95ZM145 147H147V143H146V146ZM209 147V146H208ZM47 148V149H48ZM59 148V147H58ZM63 148V147H62ZM61 148V149H62ZM69 148V147H68ZM70 148H69V150H70ZM93 148V149H94ZM132 148V147H131ZM140 148V147H139ZM143 148V147H142ZM151 148V150H152V147H150ZM156 148V147H155ZM205 148V149H204ZM216 148V147H215ZM52 149H53V151H52ZM60 149V150H61ZM66 149H67V147H66ZM93 149H92V151H91V153L93 152ZM96 149V148H95ZM94 149V150H95ZM136 149V148H135ZM148 149V148H147ZM146 148H145V152H147L146 150H147ZM68 150V149H67ZM202 150V151H203ZM207 150V149H206ZM63 151H65V147H64V149H63ZM89 151V150H88ZM87 151V152H88ZM140 151V150H139ZM143 151H144V148H143ZM142 151V152H143ZM158 151V150H157ZM201 151V152H202ZM48 152V153H47ZM145 152H144V154H145ZM149 152H151V151H149ZM154 152V151H153ZM153 152H151L152 153V157H153V155L155 156V154L157 153H153ZM208 152H210V151H208ZM131 153V152H130ZM133 153H135V152H132L131 154H133ZM198 153V152H197ZM204 153V152H203ZM203 153H201V154H203ZM211 153V152H210ZM44 154H46V156L44 157V159H43V161L44 162H42V160H40L39 158H38V156L40 157V155L41 156H44ZM85 154V153H84ZM87 154V153H86ZM94 153H92L91 155H93ZM139 154H141V152L139 153ZM148 154V153H147ZM205 154V153H204ZM203 154V155H204ZM214 154V153H213ZM213 154H211V157H212V159H213ZM216 154V153H215ZM214 154V155H215ZM127 155V154H126ZM136 155V154H135ZM156 155V156H157ZM190 155V156H191ZM197 155V154H196ZM206 155H208L207 153H206ZM53 156H55V158H53V160H51V158L53 157ZM79 156V155H78ZM128 156V155H127ZM188 156V155H187ZM193 156V155H192ZM220 156V155H219ZM81 157V156H80ZM83 157V156H82ZM125 157V156H124ZM134 157V156H133ZM136 157V156H135ZM201 157V156H200ZM200 157H199V159H200ZM210 156H208V158H209ZM39 159V161L38 162H40V164L43 166V168H44V165L45 164H47L48 162V164L50 165V167H51V174H50V176L52 175V179L54 178V180L57 178V177H60V179L59 180H62V182L65 180V182H66V180L68 181V180H71L72 179V183H70V184H68L67 182H66V184L65 185H63V183H58L59 185H57V186H60V187H54V188H56V189H51V188H47L46 189V187L45 188H41L42 190H39L38 188H39V186L40 187H44L46 184H47V182H48V180L50 179L49 177H48V180H47V177H45L44 176V173L45 172H43V175H42V178H40L39 177V175H38V178H37V182L35 181V184H32L29 180H33V182H34V176H35V173L37 172L36 170H38V171H42V170H39V169H41L42 167H41V165H38V166H40V168L38 169V167H37V165H36V163L35 164H33L34 162H35V160L36 159ZM42 158V157H41ZM87 158L88 157H84L83 158V160L84 159H86L87 160ZM156 158V157H155ZM196 158V157H195ZM219 158V159H218ZM30 159V160H29ZM121 159H122V157H121ZM151 159V158H150ZM182 159V160H181ZM187 159V158H186ZM188 159H189V157H188ZM192 158H190V160H191ZM204 159V158H203ZM207 159V158H206ZM210 159V158H209ZM27 160L28 161H32V162H27ZM82 160V161H83ZM136 160V159H135ZM139 160V159H138ZM152 160H153V158H152ZM151 160V161H152ZM156 160V159H155ZM189 160V161H190ZM193 160V159H192ZM211 160V159H210ZM120 161V160H119ZM181 161V162H180ZM188 161V160H187ZM200 161H202V160H200ZM37 162V163H38ZM86 162V161H85ZM141 162V163H140ZM210 162V161H209ZM88 163H90V162H87V164ZM155 163V162H154ZM193 163V162H192ZM197 163L198 162H196V164H190V166H189V168L191 169V166H193L194 165V167H193V171L195 172L197 169H199V171H201L200 170V168H202L204 165H201L200 163V165L198 164L197 165ZM204 163H206V162H204ZM211 163V162H210ZM214 163V162H213ZM39 164V163H38ZM75 166V167H73V165ZM85 164V163H84ZM113 164V165H114ZM144 164V163H143ZM147 164H149L150 165V163H147ZM184 164H185V166H187L186 164L187 163H185L184 162ZM184 164L182 163V165L184 166ZM189 164V163H188ZM36 165V166H35ZM168 165V166H167ZM172 165V164H171ZM210 165H212V164H210ZM46 166V165H45ZM97 166H99V164L97 165ZM97 166H95V167H97ZM159 166H160V169H159ZM162 166V167H161ZM174 166V165H173ZM182 166V167H183ZM73 167V168H72ZM151 167V166H150ZM175 167V166H174ZM181 167V166H180ZM207 167V166H206ZM206 167H204V168H206ZM25 168H26V170H25ZM47 167H45V169H46ZM168 168V169H167ZM184 168V167H183ZM187 168V167H186ZM188 168V169H189ZM197 168V169H196ZM203 168V169H204ZM208 168H211V167H208ZM207 168V169H208ZM48 169H49V167H48ZM47 169V170H48ZM76 169H79V168H77L76 167ZM82 169H80V171L82 172ZM148 169V166H147V168H146V170ZM174 169V170H175ZM189 169V170H190ZM1 170H2V172H1ZM28 170V171H27ZM172 170V169H171ZM186 170V169H185ZM206 170V169H205ZM205 170H204V172H205ZM32 171H34L35 173H33ZM80 171H78V172H80ZM104 171V170H103ZM119 171V172H120ZM169 171H170V169H169ZM173 171V170H172ZM192 171V172H193ZM203 171V170H202ZM202 171H201V173H202ZM77 172V173H78ZM80 172V173H81ZM105 172V171H104ZM198 172V171H197ZM208 172V171H207ZM30 173H32V176H33V174H34V176L32 177H29V175H30ZM42 173V172H41ZM76 173V174H77ZM80 173H79V175H80ZM127 173V174H128ZM164 173V172H163ZM168 173V172H167ZM172 173V172H171ZM188 173V172H187ZM206 173V172H205ZM47 174V173H46ZM82 174V173H81ZM98 174V175H97ZM126 174V173H125ZM132 174H130V176H133ZM41 175V174H40ZM73 175H75V178H77V177H79V180H80V182H78V178H77V180L76 179H74V176ZM115 175V174H114ZM129 175V174H128ZM153 175V174H152ZM155 175H154V177H155ZM159 175V174H158ZM163 175V174H162ZM165 175H166V172H165ZM208 175V174H207ZM37 176V175H36ZM47 176V175H46ZM166 176H168V175H166ZM188 175H186V177H187ZM29 177V178H28ZM83 177V176H82ZM142 177H144V176H142ZM151 177V176H150ZM165 177V176H164ZM24 178V179H23ZM30 178H33V179H30ZM36 178H35V180H36ZM134 178H135V176H134ZM138 178V177H137ZM140 178V177H139ZM152 178H153V176H152ZM159 178H161V177H159ZM247 178V179H246ZM248 178H250V179H248ZM51 179V180H52ZM131 180H132V178H130ZM136 179V178H135ZM143 179V178H142ZM171 179V178H170ZM205 179V178H204ZM25 180V181H24ZM51 180H50V182H51ZM54 180H52V182L54 181ZM58 180V179H57ZM143 180H145V179H143ZM160 180V179H159ZM161 180H163V179H161ZM25 182V183H27V185H25V186H27V196L23 199V198H21V200L20 201H17L16 200V202H13L12 203V201H9V197H7L8 195H10V193H11V191L13 190V191H15V189H19V187L21 188V186H22V182ZM126 181H129L128 179L126 180ZM167 181V180H166ZM179 181V183H177ZM205 181V180H204ZM243 181V182H242ZM246 181V183L248 182V183H250V185H248V189H246V193L248 194L247 195V197H245V198H243V199H239V196H237L236 195V187H238V183L240 184V182H242V184L244 183ZM57 182H60V181H57ZM64 182V183H65ZM149 182V183H148ZM151 182H154V180H152ZM164 182V181H163ZM193 182H197V183H199L197 186H199V190L197 191L196 189H198V187L195 189L194 187H196V186H194V184H197V183H193ZM110 183L112 184V185H110ZM133 182H132V184H134ZM206 183V184H205ZM246 183H244V184H246ZM165 184V183H164ZM178 184H180V185H178ZM242 184H240V185H242ZM48 185V184H47ZM54 185V184H53ZM56 185V184H55ZM163 185V184H162ZM48 186H50V185H48ZM175 186H177V189L179 188L178 186H181L180 187V189H178V191H173V192H170V191H172L174 188H176ZM191 186H194V187H192V189H194L193 191H192V189H190L191 188ZM245 186V185H244ZM76 187H78V189L76 190L75 188ZM159 187H161V186H159ZM113 188H115V186L113 187ZM130 188V187H129ZM132 188V187H131ZM173 188V189H172ZM23 189H25V188H23ZM157 189H158V187H157ZM171 189V190H170ZM176 189V190H177ZM130 190L128 189L127 191H129V194H130ZM161 190V191H160ZM163 190V191H162ZM170 190V191H169ZM196 190V191H195ZM189 191H191V192H189ZM24 192H26V191H24ZM178 193L179 194V197H175V196H177L175 193ZM110 193V192H109ZM115 193V192H114ZM14 194H15V192H14ZM125 194V193H124ZM127 194V193H126ZM129 194L127 195L128 197H129ZM152 194H154V195H152ZM173 194V195H172ZM16 195V194H15ZM19 195V194H18ZM18 195H16V196H18ZM111 195V197L114 195H112V194H110ZM152 195V196H151ZM196 195V196H197ZM23 196H25V195H23ZM117 196V195H116ZM131 196V195H130ZM174 196V197H173ZM195 196V197H196ZM13 197V196H12ZM100 197V196H99ZM103 197V196H102ZM118 197V196H117ZM124 197H125V195H124ZM195 197H193V199H196ZM17 198V197H16ZM18 198H20V197H18ZM97 198V197H96ZM125 198H127V197H125ZM132 198V197H131ZM211 198V201L213 200V203L212 204H214L215 203V205L213 206V209L211 208V206H210V204H211V202H209L210 199ZM112 199V198H111ZM111 199H109V200H111ZM124 201H125V199L124 198H122ZM128 199V198H127ZM127 199H126V201H125V204H127L128 203V201H127ZM135 199V198H134ZM152 199V198H151ZM154 199V200H155ZM192 199V200H193ZM95 200V199H94ZM94 200H93V202H94ZM154 200H153V202H154ZM156 200H155V202H156ZM192 200H190V201H192ZM206 200V201H205ZM130 201V200H129ZM189 201V202H190ZM194 201H196V200H194ZM198 201H200V203L198 202ZM120 202V201H119ZM127 202V203H126ZM133 202V200L131 201V203ZM154 202V203H155ZM142 203V204H141ZM168 203V204H167ZM194 203H196V202H194ZM210 203V204H209ZM124 204V205H125ZM150 204V203H149ZM123 205V204H122ZM91 206V205H90ZM135 206V207H136ZM92 207V206H91ZM134 207V206H133ZM156 207V208H155ZM158 207V202H157V206H153V208H155L154 210L157 212V208ZM160 207V206H159ZM170 207V208H171ZM193 207V208H192ZM94 208V207H93ZM92 208V209H93ZM140 208V207H139ZM161 209H158L159 210V212H161V211H163L162 209V207H160ZM165 208L167 209L168 208V206H165ZM170 208H168L169 210H170ZM91 209V208H90ZM90 209H89V211H90ZM151 209H152V207H151ZM172 209V208H171ZM149 210V209H148ZM153 210V211H154ZM168 210V211H169ZM143 211V210H142ZM167 211V210H166ZM81 212H79V213H81ZM86 212V211H85ZM88 212V211H87ZM155 212V213H156ZM158 212V213H159ZM163 212H165V211H163ZM113 213V212H112ZM153 213V212H152ZM151 213V214H152ZM171 213V212H170ZM198 215H197V214ZM216 213V214H215ZM162 214V213H161ZM222 214V213H221ZM112 215V214H111ZM113 215H114V213H113ZM164 215V214H163ZM163 215L162 216H160V217H163ZM167 215V214H166ZM209 215V216H208ZM219 215V216H218ZM153 216H155L156 217V219H154L153 218V220H155L154 222H158L159 223V221L161 220V218H160V220L157 218L158 217V214L156 215V214H152V216H150L151 218L153 217ZM208 216V217H207ZM222 216V215H221ZM226 216V215H225ZM114 217V216H113ZM170 217V216H169ZM207 217V218H206ZM115 218V217H114ZM164 218V217H163ZM166 218H168V217H166ZM224 217H222V219H223ZM226 218V217H225ZM118 219V218H117ZM165 219V218H164ZM212 219V218H211ZM216 219V218H215ZM226 219H228V217L226 218ZM245 219H248V221L246 222V224H245V222H243V221H245ZM79 220V219H78ZM145 220V219H144ZM150 221H152L151 219H149ZM163 220V219H162ZM162 220H161V223H162ZM170 220V221H169ZM221 220V219H220ZM224 220V219H223ZM223 220H222V222H223ZM260 220H262V221H260ZM149 221V222H150ZM180 221V222H181ZM195 221H196V223H195ZM219 221V218L217 219V222ZM226 221V220H225ZM231 221V222H230ZM77 222V223H76ZM144 222V221H143ZM153 222V223H154ZM204 222H206V221H204ZM214 222H216V221H214ZM216 222V223H217ZM226 222H228V221H226ZM225 222V223H226ZM263 222V223H262ZM151 223V222H150ZM182 223V222H181ZM200 223V222H199ZM207 223V222H206ZM219 223V222H218ZM242 223V226L240 225ZM245 225H244V224ZM249 223H251L250 224V226H248L249 225ZM125 224V223H124ZM157 224V223H156ZM156 224H154V225H156ZM174 224V223H173ZM208 224H210V222L208 223ZM221 224V223H220ZM248 224V225H247ZM53 225V227L54 228H56L57 230H56V235L58 236V238H55V239H57V242H58V245L56 244V245H52L53 247L51 248V247H49V249L51 248V250L52 251H49V252H51V253H48V252H46V250H48L47 249V246H50V245H47V243H46V245L47 246H45V248H43L42 246L40 247L39 245L37 246L36 244H38V243H35L36 241L34 240L35 238V234L34 233H36L38 230H41L42 231V233H44V235L46 236V237H44V238H46L45 240H46V242L48 241L49 243L51 242V236H49V234H51L50 233V226H52ZM80 225V224H79ZM127 225V224H126ZM143 225H144V223H143ZM151 225V224H150ZM153 225V226H154ZM162 225V224H161ZM172 225V224H171ZM176 225V224H175ZM179 225V224H178ZM186 225V226H187ZM213 225H214V223H213ZM216 225V224H215ZM222 225H223V223H222ZM147 226V225H146ZM157 226V225H156ZM155 226V227H156ZM177 226V225H176ZM182 226V225H181ZM185 226V227H186ZM189 227V229L190 228H194L195 226H193V227ZM218 226V225H217ZM221 226V225H220ZM139 227H141V225L139 226ZM155 227H153V229L155 228ZM162 226H160V228H161ZM164 227H165V224L163 225V229H164ZM171 227H174V226H171ZM179 227V226H178ZM210 227H211V225H210ZM241 227V228H240ZM130 228V227H129ZM142 228V227H141ZM182 228H183V226H182ZM219 228V227H218ZM240 228V229H239ZM132 229V228H131ZM135 229V228H134ZM138 229V228H137ZM150 229V228H149ZM184 229V228H183ZM188 229V230H189ZM211 229V228H210ZM127 230V229H126ZM159 230V229H158ZM173 230H175V229H173ZM172 230V231H173ZM177 230V229H176ZM179 230H182V229H178V231ZM40 231V232H41ZM125 232V233H123V232ZM138 231V230H137ZM148 231V230H147ZM153 231V230H152ZM155 231V230H154ZM169 231H171V230H169ZM183 231H185L186 232V228H185V230H182V231H180V232H182V234L183 233H185V232H183ZM212 231H214V229L212 230ZM39 232V231H38ZM84 232V231H83ZM140 232V231H139ZM141 232H142V230H141ZM146 232V231H145ZM155 232H157V230L155 231ZM179 232V233H180ZM190 232H192V231H190ZM195 232V231H194ZM54 233V232H53ZM80 233H82V231L80 232ZM129 233V232H128ZM148 233V232H147ZM157 233H159V232H157ZM161 233V232H160ZM171 233H174V231L173 232H171ZM188 234H190L189 233V231L187 232ZM197 233V232H196ZM199 233V232H198ZM218 233H219V231H218ZM218 233H217V236H219L220 235V233H219V235H218ZM258 233H260V231L258 232ZM262 233V232H261ZM136 234H139V233H136ZM135 234V235H136ZM143 234V233H142ZM170 234V233H169ZM176 234V233H175ZM177 234H178V232H177ZM177 234H176V236H177ZM192 234V233H191ZM195 234V233H194ZM215 234H216V232H215ZM264 234V233H263ZM42 235V234H41ZM43 235V236H44ZM82 235H84V234H82ZM155 235V234H154ZM153 235V236H154ZM172 235V234H171ZM171 235H170V237H171ZM185 235H186V233H185ZM213 235V234H212ZM253 235V236H252ZM262 235V234H261ZM260 235V236H261ZM42 236V237H43ZM54 236V235H53ZM139 236V235H138ZM141 236V235H140ZM174 236V235H173ZM183 236V235H182ZM181 236V237H182ZM221 236V235H220ZM256 236H258V235H256ZM262 236H264V235H262ZM87 237H89V235L87 236ZM94 237V236H93ZM143 237H144V235H143ZM159 237H160V235H159ZM179 237H180V235H179ZM189 237H190V235H189ZM191 237H193V236H191ZM251 237H252V239H251ZM34 238V239H33ZM53 238V237H52ZM85 238V237H84ZM136 238V239H135ZM164 238V237H163ZM162 238V239H163ZM168 238H169V235H168ZM175 238V237H174ZM176 238H178V237H176ZM185 238V237H184ZM186 238H187V236H186ZM196 238V237H195ZM200 238V237H199ZM263 238V237H262ZM140 239V240H139ZM148 239V238H147ZM162 239H161V241H162ZM180 239H183V238H180ZM189 239H192V238H189ZM188 239V240H189ZM223 239V238H222ZM35 242H34V241ZM79 240H81V242H79ZM146 240V239H145ZM156 240V239H155ZM159 240H160V238H159ZM175 240V239H174ZM186 240V239H185ZM194 240V239H193ZM197 240V239H196ZM198 240H200V239H198ZM44 240H42V242H43ZM55 241V240H54ZM157 241H158V236H157ZM166 241H167V239H166ZM177 241V240H176ZM181 241H184V240H181ZM259 241V240H258ZM143 242V243H142ZM155 242V241H154ZM177 242H179V240L177 241ZM216 242V241H215ZM41 243V242H40ZM168 243V242H167ZM173 243V242H172ZM176 243V242H175ZM185 243V245H186V242H184ZM183 243V244H184ZM187 243H190L189 241H187ZM194 243H195V241H194ZM256 243V244H255ZM52 244V243H51ZM140 244H142V245H140ZM157 244H159L158 242H157ZM170 244V243H169ZM168 244V245H169ZM178 244V243H177ZM200 244V243H199ZM219 244V243H218ZM255 244V245H254ZM43 245V244H42ZM160 245V244H159ZM159 245H158V248H159ZM175 245V244H174ZM193 245V244H192ZM196 245V244H195ZM222 245V244H221ZM262 245V244H261ZM167 246V245H166ZM165 246V247H166ZM180 246V245H179ZM178 246V247H179ZM182 246H184V245H182ZM181 246V247H182ZM187 246V245H186ZM184 247V249L186 250V248L187 247ZM197 246V245H196ZM200 246V245H199ZM219 246V245H218ZM257 246H260V245H257ZM86 247H87V245H86ZM100 247V248H101ZM142 247V248H143ZM177 247V250L179 249V250H181V251H184L183 249H181V248H178ZM192 247V246H191ZM201 247V246H200ZM199 247V248H200ZM203 247V246H202ZM201 247V248H202ZM221 247V246H220ZM219 247V248H220ZM264 247V246H263ZM262 246H261V248H263ZM55 248H60V250H62V252H59L60 254H62V255H60L59 253V255L60 256H62L61 258L62 259H58L57 258V261H56V259H55V254L57 253V251H58V249H57V251H55ZM85 248V247H84ZM92 248V247H91ZM157 248V249H158ZM169 248H171V246L169 247ZM183 248V247H182ZM197 248H198V246H197ZM259 248V247H258ZM144 249V248H143ZM155 249V248H154ZM167 249H168V247H167ZM166 249V250H167ZM188 249H190V251H192V250H194V249H192V248H190V247H188ZM187 249V251L186 252H188L189 250ZM192 249V250H191ZM205 249V248H204ZM204 249H202L203 251H204ZM249 249V250H250ZM85 250H87V248L85 249ZM166 250H164V251H166ZM176 250V251H177ZM196 250V249H195ZM210 250H212V249H210ZM209 250V251H210ZM263 250V249H262ZM141 251H142V249H141ZM158 251V250H157ZM196 251H198V250H196ZM195 251V252H196ZM227 251V250H226ZM256 251V250H255ZM54 252H56L55 254H53ZM167 252H169V251H167ZM185 252V251H184ZM183 252V253H184ZM205 252V251H204ZM203 252V254L204 255H206L205 253ZM260 252H262L261 250H260ZM264 252V251H263ZM156 253V259H158V258H162V259H164L163 258V256L162 257H159L161 254H157V252H154V254ZM180 253V252H179ZM192 253V252H191ZM201 253V251H198L197 252V254H200ZM207 253H209V252H207ZM230 253H229V255H230ZM250 253V252H249ZM252 253H254V251L252 252ZM90 254V253H89ZM88 254V255H89ZM163 254V253H162ZM169 254H171V253H169ZM181 254V253H180ZM193 254V253H192ZM191 254V255H192ZM202 254V253H201ZM201 255V259H202V256H204V255ZM256 254V253H255ZM259 254L260 253H258V256H259ZM262 254V253H261ZM159 255V256H158ZM166 256H167V254H165ZM184 255V254H183ZM187 254H185V256H186ZM189 255V254H188ZM221 255V254H220ZM263 255L264 254H262L259 258L262 260H264V257H263ZM58 256V255H57ZM226 256V255H225ZM257 256V255H256ZM169 257V256H168ZM181 256H179V258H180ZM183 257V256H182ZM193 257H195V256H193ZM199 257V256H198ZM197 257V258H198ZM261 257H263V258H261ZM126 258H124V259H126ZM139 258V259H138ZM140 258H143V260H140ZM144 258H146V259H144ZM191 258V257H190ZM189 258V259H190ZM196 258V260H199V259H197ZM204 258V257H203ZM206 258V257H205ZM204 258V259H205ZM222 258V257H221ZM171 259V258H170ZM182 259V258H181ZM233 259V258H232ZM152 260H154L155 261V259H152ZM184 260V259H183ZM182 260V261H183ZM186 260V259H185ZM203 260V259H202ZM206 260V259H205ZM221 260V259H220ZM230 260V259H229ZM228 260V261H229ZM252 260V259H251ZM262 260V262L264 263V261ZM162 261V260H161ZM204 261V260H203ZM207 261H210L209 259H207ZM207 261H205V262H207ZM129 262V261H128ZM153 262V261H152ZM156 262H159V260H157V261H155V262H153V263H156ZM165 262V261H164ZM172 262V261H171ZM188 262V261H187ZM211 262L212 261H210V263L209 264H211ZM223 262V261H222ZM225 262V261H224ZM227 262V261H226ZM226 262H225V264H226ZM261 262V261H260ZM153 263H149V264H153ZM161 263V262H160ZM163 263V262H162ZM161 263V264H162ZM168 262H166V264H167ZM183 263V262H182ZM186 263V262H185ZM220 263H221V261H220ZM231 263V262H230ZM148 264V263H147ZM184 264V263H183ZM224 264V263H223ZM249 264V263H248Z\"/></svg>", "mask_w": 264, "mask_h": 264}, {"label": "rangeland", "instance_id": "obj_2", "mask_svg": "<svg viewBox=\"0 0 264 264\" xmlns=\"http://www.w3.org/2000/svg\"><path fill=\"white\" fill-rule=\"evenodd\" d=\"M5 0H0V5L4 2ZM7 2H8V0H6ZM6 1H5V4L3 3L2 4V6H0V8H2V7H4V6H8L6 9L8 10L9 9V6H11L12 8H10L8 11L6 10V12H5V10L3 11V8L2 9H0L1 11H3V12H0V17L2 18V17H4V15L6 14V13H8L9 11L11 12H9L8 14H6L7 16V18H3L2 20H7L8 19V23L7 24H9L10 23V25L11 26H13L14 28H16V27H18V31H19V34L18 33H16V34H11L10 33V31L8 30L7 31V29H5L4 30V32L6 31V32H9V34H8V36L11 38V39H9L10 41L11 40H13V42H14V46L16 45L15 44V42L16 41H18V40H20V41H18L19 42V45H16L15 47H16V49H17V47L19 48H21V46H23L21 49L23 50V51H21V49L19 48V51L18 50H16V49H14V50H16L17 52L16 53H21V52H25V54L28 52L27 51V47H29L30 46V44H31V46L33 47L35 44L36 45H38L37 43L39 42H41V43H43V41L45 42V43H43V44H45L44 46H46V45H48V46H46V48L44 49V48H42V51H41V53H40V57H41V55L43 56V57H41V58H43V59H41V63L43 64H41V66L42 67H45V66H47V65H49V64H51L52 62V64H51V66L49 65L48 67H45L47 70H49L48 68H52V66H54L51 70H50V72L48 71V73H50L51 74V72L52 71H55L54 70V68H56V70L57 71H55V73L54 74H56V75H54V76H57V75H62L63 73H65V74H63V77H65V78H62V79H64L63 80V82H62V80H60V82H61V84H63L64 83V85L66 86L67 85V87L71 90H68L67 92L69 93V95L70 94H73L74 96H71V97H74V99L76 100H78V102L77 103H79V106H77V107H79L78 108V110H77V107H76V113H74V110H73V113L74 114H72V112H71V114H72V116H74L75 118L77 117V119H75L74 121L72 120L71 122H70V124L69 123H65V122H68L69 120H67V118L69 117V115H71V114H69V115H67V116H65V117H67L66 119L63 117V116H60V118L58 117V116H56V115H51V117L53 118V119H55L54 118V116H56V120H58V122H59V120L61 119V117H63L62 119L64 120V121H61V122H55L54 123V120L51 122V120H52V118L51 119H49L50 121H47L48 123H46L45 125L47 126V127H49L50 128V131L48 132V133H46L47 135H48V137H50V138H48V140L50 139H52V135H53V139H55L56 140V138L57 137H59V138H57L58 140H61V141H59V143L60 142H62L61 144H59L58 143V140H57V143H58V147H57V149H56V147H55V151H57L58 150V152L59 153H61V152H64V153H66V155H67V153L69 152V154H71L70 155V157L68 156V157H66V158H68V159H70L71 157H72V151H74L75 149H76V145H77V143L79 144V145H77V151H76V156L78 157V158H82V159H80V161L81 162H79L78 164H77V162L76 161H73L72 160V162H75L74 163V165L77 167V168H79V169H76V167L73 165V167H75L74 169H72L73 170V172L74 171H76V173L78 172V171H80V169H82V167H84L85 165H87V167H88V165H91V163L93 164V162H91L92 160H91V158L93 157V161H94V158H96V157H98V158H96L97 160H100V161H98L97 163H96V160L94 161L95 163L93 164V165H95V166H97L98 164H99V166H97V167H95L94 166V168H96L95 170H96V173L98 172V174L99 175H102L103 173H105V174H107L108 172L109 173H111L110 171H112L111 170V168L114 166V167H117L118 165H122L123 164V161L122 160H124V158L125 159H128L127 157H129V155H131V157H129L131 160H132V163H136L135 165H136V167L137 166H139L138 164L139 163H137L138 161H142V163H141V165L140 166H142L141 168L143 169V165L145 166V171L147 172L149 169L151 170V169H153V164H154V166H155V164H156V162H157V157L159 156V155H157L158 154V152H159V150L160 149H158L159 148V146H162L163 144H161V140L163 141V137H164V140L167 138L168 139V136H170L171 137V135H169L170 133V130H171V133H173L174 132V129H175V131L176 132H178L176 135H178V134H181V130H182V132L184 133V132H186L185 130H187V129H193L194 127V125L196 124L194 121H195V119L196 120H198L197 119V117H199L200 116V121L202 120V118H204V115L203 114H205V117H206V115H207V112H208V109H207V106H208V102L209 103H212V105H211V107L213 106L214 107V103H215V101L216 102H218V99L220 98L219 96H221V94L220 93H222L223 92V89H224V86L226 85V84H228V86H230L229 88H234V90L238 93V94H240V96H243V94H244V96H246V94H248V95H250V93L253 91V87H252V90H251V87H249V86H254L255 87V85L257 86V85H261L260 83L258 84L257 82L259 81V82H261L262 83V80L261 79H263V76H264V0H238V1H235V0H223L225 3H223V2H221V0H219L220 2H221V4L224 6V8H227V6L231 3V1H233V3H235V2H239L240 3V6H241V8H242V10H241V12L240 11H238V10H236V11H238V13L234 16L235 17V19H232L230 16H227V17H229V18H223V19H221L219 22H214V19H212V17L210 16V13H208V12H205V19L207 18H210V19H206L207 20V24H208V27H209V30H210V35H208L207 37H208V39H210L211 38V36H212V39H210V41H212L211 42V44L212 43H214V45L212 46L214 49H215V47H217L216 48V51H218V48H219V53L222 55V53H226V54H228L227 56L229 57L228 58V64L229 63H231V69L230 70H232V68H233V70L232 71H230L232 74L234 73L235 74V77H238V74H239V80H241V79H245L246 78V80H249L250 82H252V84L253 85H251V83L249 82V81H246V80H244V81H238V79L237 78H235L234 77V74L233 75H231L228 79H226L227 77H224V76H221V74H219V75H216L215 76V72L214 71H212L211 72V70L209 71V69H208V72H209V74L211 75V73H212V75H211V77H210V75L206 72V70H207V67H205L204 65V67H202L201 69L203 70V73L205 72V76L203 75V77H202V75H201V78L199 79V80H204L205 82H206V79H208V78H206L207 76L206 75H209V78L212 80V78L214 79V80H216V81H214V80H212V83H213V85L215 84V83H217V84H215L216 86H214L213 87V89L211 88V89H209L210 91L212 90V93H208V92H206V91H208V89L206 88V86H204V88L205 89H207L206 91H205V89L204 88H202L201 87V84H202V81L199 83V82H196L197 84V86L196 85H194L195 87H193L192 85V87H193V90H190V92L188 91V94L192 97H190V96H188V95H186V97H184V98H186L185 100H187L188 102L186 103L185 102V100H184V102H185V105L187 104H190L191 103V105L189 106L188 105V107H187V105L185 106L184 105V103H183V101L182 102H180L181 104H183V105H179V107L178 108H180V109H177V107L175 108V104L174 105H172V108L174 107L175 109H172L171 108V110H173V111H170L169 109H170V107L168 106V103H167V105L165 104L164 105V103H166V102H164L163 101V99H165V97H163L162 98V94H163V92H164V89L166 88V86H164L165 84V82H163V80H164V78L166 77V74H165V70L167 71V67L164 65V63H160L159 65L158 64H155V65H151V69H150V66L148 67L149 68V70H151V71H149V70H147V71H143V69L141 70V68H142V65H144V63L147 61L145 58L147 57V56H149V57H147V59H149L151 56L150 55H148V53L149 52H151L150 50H152L153 49V45L155 46L158 42H160V41H162V40H165L167 37H166V33L167 34H169V33H171L172 34V32H169V31H173V30H175V28H178V26L179 25H181V26H179V27H187L188 26V24H187V15H185V14H187V11H185L184 9H183V6H181L183 3L185 4L184 5V7H186V3H187V5H189L190 4V1H192V0H185V1H183V0H27V1H25V0H10V4H6ZM118 1V2H117ZM156 1V2H155ZM226 1H228V2H226ZM235 1V2H234ZM117 3H119V4H117ZM154 4V5H156V6H152V4ZM227 3H228V5H227ZM148 4H151V5H149L148 6ZM178 4V5H177ZM116 5V6H115ZM179 5H180V8H179ZM147 6L149 7V8H147ZM151 6V7H150ZM5 8V7H4ZM182 8V9H181ZM11 10H13V12L11 11ZM145 10V12L147 11L148 13H145V12H143ZM142 11V12H141ZM180 11H182V12H184V15L186 16H184V15H182V16H184V17H182V19L180 18H178L177 19V17H178V15H181V12ZM5 12V14H3ZM180 12V13H179ZM186 12V13H185ZM3 15H2V14ZM183 14V13H182ZM207 14V15H206ZM209 14V15H208ZM2 15V16H1ZM8 15H11L12 17H10V16H8ZM52 15V16H51ZM49 16H51L50 18H49ZM154 18V19H158V23L160 22V25L161 26H159V24H158V29H160V31L156 28V35H155V38H154V40H152V41H150L151 42V44L148 46V47H150V48H147V50H148V52H147V50H146V53H147V56L145 55L144 56V63L142 64V63H140L139 61V63L137 62V61H133V59H135V56H132L133 54H135V52H136V55H137V53H139V52H141L140 51V48H142L143 49V46H141L142 44V41L141 40H139V39H141V35H142V33H143V31H144V27L142 28L141 26H142V22H144V21H141L140 22V20H144L145 18L147 19V18H150V19H152V18ZM11 18V19H10ZM48 18H49V21H48ZM186 18V19H185ZM231 18V19H230ZM17 19H19V21L17 20ZM129 20V23H130V21H131V23H130V25H128V26H125L124 24H125V22L126 21H124V20ZM160 19V20H159ZM185 20V22H184V20ZM12 20V21H11ZM14 20V21H13ZM139 20V22H137ZM149 20V19H148ZM180 20V21H179ZM182 20V21H181ZM213 20V21H212ZM4 21V22H5ZM153 21H155V24L157 25V22H156V20H153ZM240 21V22H239ZM3 22V21H2ZM12 22V23H11ZM47 22V23H46ZM182 22H184V23H182ZM6 23V22H5ZM16 23V24H15ZM47 24V27H44V26H46V24ZM43 24H45L44 26H42ZM187 24V25H186ZM15 25V26H14ZM144 25V24H143ZM130 26V27H129ZM140 28H139V27ZM31 27V28H30ZM42 27V28H41ZM160 27V28H159ZM162 27V28H161ZM185 27V28H186ZM19 28H21V29H19ZM33 28V29H32ZM41 28V29H40ZM105 28V29H104ZM143 30H142V29ZM32 30V32H31V30ZM100 29V32L98 31ZM109 29V30H108ZM139 29H141L140 30V32H142V33H140V38H138L139 36L138 35H136L135 33V31H138ZM22 30H23V32H22ZM28 30H30V31H28ZM104 30V31H103ZM116 30V31H115ZM132 30V34H134L133 36L134 37H130L131 36V31ZM62 31H63V33H62ZM102 31V32H101ZM157 31H158V33H157ZM5 32V33H6ZM21 32H22V34H24V35H22L21 34ZM107 32V33H106ZM113 32V33H112ZM135 32V33H134ZM139 32V31H138ZM44 33V34H43ZM110 33V34H109ZM128 33V34H127ZM31 34V36H28V35H30ZM41 34H43V35H41ZM107 35V37H108V39H106L105 38V36ZM109 34V35H108ZM111 34H113V35H111ZM11 35H13V36H11ZM19 35V36H18ZM27 35V36H26ZM44 35H46L44 38H43V36ZM82 35H84V37L82 36ZM90 37H89V36ZM101 35H103V36H101ZM125 35H127L128 37H130V38H136V36H137V38L136 39H131V40H135L134 41V43L135 44H132L133 42H131V40L129 39V43H131L133 46H134V48H132L131 46H130V48H129V46L127 45L126 46V41H128V37L127 36H125ZM130 35V36H129ZM22 36V37H21ZM26 36V37H25ZM42 36V37H41ZM68 36V37H67ZM81 36V37H80ZM123 36H125V37H127L126 39L123 37ZM166 38H165V37ZM216 36V37H215ZM9 37H7V38H9ZM24 37V38H23ZM47 37H48V39H47ZM86 37V38H85ZM87 37H89L90 38V40H89V38H87ZM104 37V38H103ZM206 37V38H207ZM214 37V38H213ZM33 38H37L35 41H33V40H31V39H33ZM47 39V41L48 42H46L44 39ZM52 38V39H51ZM81 40V38H82V41H80L79 39ZM84 38H85V40H84ZM112 38V39H111ZM215 38H217L218 39V41L217 40H215ZM16 39V40H15ZM22 39L24 40V41H22ZM70 40L71 39V41H67V40ZM109 39H111V41L109 40ZM157 39V40H156ZM208 39H205L207 42L209 41ZM214 39V40H213ZM30 40V41H29ZM39 40V41H38ZM53 41V42H51V41ZM84 40V41H83ZM91 40H92V46H91V44L89 43V41L91 42ZM114 40V41H113ZM28 41V42H27ZM32 41H33V44H32ZM38 41V42H37ZM55 41V42H54ZM88 41V42H87ZM113 41V42H112ZM141 42V43H139V42ZM217 41V43H215ZM18 42H17V44H18ZM30 42V44L28 45V43ZM34 42H36V43H34ZM49 42H50V44H49ZM126 42V43H125ZM155 42V43H154ZM27 45V47H26V45ZM47 43V44H46ZM52 43V44H51ZM55 43V44H54ZM66 43V44H65ZM123 43H124V45H123ZM149 43V42H148ZM148 43H147V45H148ZM154 43V44H153ZM24 44V45H23ZM68 44V45H67ZM95 44V45H94ZM128 44V43H127ZM13 45H11V46H13ZM35 45V46H36ZM40 45V46H41ZM52 45V46H51ZM67 45V46H66ZM130 45V44H129ZM140 45V46H139ZM152 45V46H151ZM215 45H218V46H215ZM25 46V47H24ZM41 46V47H42ZM51 46V47H50ZM93 46L95 47V48H93ZM125 46V47H124ZM211 46H209V47H211ZM15 47H11V48H15ZM36 47H39V45L38 46H36ZM97 47V48H96ZM140 47V48H139ZM48 48V50H46ZM91 48H93L92 50H91ZM129 49V50H126V49ZM212 48V49H213ZM29 49V48H28ZM95 49H98L97 51L95 50ZM133 49H136V50H133V52H132V50ZM139 49V50H138ZM141 49V50H142ZM150 49V50H149ZM213 49V50H214ZM93 50L95 51V52H93ZM138 50V51H137ZM44 51V52H43ZM189 51V52H188ZM187 52L188 53H190V51L191 50H188ZM247 51V52H246ZM46 52V53H45ZM75 52V53H74ZM90 52H91V54H90ZM97 52V53H96ZM115 52H117V53H115ZM186 52V53H187ZM192 53H193V51H191ZM228 52V53H227ZM19 53V54H20ZM43 53H45L44 55H43ZM73 53V54H72ZM117 55H115V54ZM133 53V54H132ZM145 53V54H146ZM218 53V52H217ZM230 53V54H229ZM233 53V54H232ZM243 53H247V54H245V56H244V54ZM22 55V54H20V56L22 55V58L21 59H24V57H26V55ZM150 54V53H149ZM65 55H66V58H65ZM90 55H92V56H90ZM97 55H100L99 57L97 56ZM115 55V56H114ZM187 56L189 55V54H186ZM190 55H191V53H190ZM194 55H195V53H194ZM204 55V54H203ZM251 55V56H250ZM24 56V57H23ZM85 56V57H84ZM88 56V57H87ZM94 56V57H93ZM96 56V57H95ZM126 56V57H125ZM127 56H129V57H127ZM201 57H202V55H200ZM199 56V57H200ZM205 56V55H204ZM243 56V57H242ZM246 56H247V58H246ZM251 58H250V57ZM52 57V58H51ZM82 57H84V58H82ZM192 57H193V55H191V59H192ZM237 58V61H239V59H240V57L241 58H243V59H245V60H243V59H240L242 62L244 61L245 62V64H246V61L248 60L249 61V63H251V64H253V65H249L248 63H247V65H245V67H248L249 68V71L251 72V74L250 75H248L250 72L248 71V74H246L247 73V70H248V68H247V70L246 71H244L245 72V74L247 75V77L246 76H242L241 77V74L243 75V72H240V73H238L237 74V72H236V70L238 69L236 66V69L234 68V61H236V58ZM20 58V57H19ZM39 58V57H38ZM45 58H47L46 60H45ZM82 58V60H83V62H82V60H80ZM91 58V59H90ZM95 58V59H94ZM130 60V63L129 64H132L134 67H132V65H129L128 64V62H129V60ZM188 58H190V57H188ZM202 58H204L205 60H203L204 62L206 61V64L208 63L207 61L209 60H207V58L206 57H202ZM231 58V59H230ZM233 58H235V59H233ZM88 59V60H87ZM89 59L92 61H90L89 62ZM151 59V58H150ZM150 59L148 60V61H150ZM43 60H45V61H43ZM126 60V61H125ZM132 60V61H131ZM136 60H138V58H136ZM199 60V59H198ZM202 60H199V61H202ZM234 60V61H233ZM86 61H88V63L86 62ZM94 61V62H93ZM113 61H115V63L113 62ZM229 61H231V62H229ZM240 61V62H241ZM247 61V62H248ZM45 62V63H44ZM48 62H51V63H49V64H46V63H48ZM112 62V63H111ZM125 62H127V64L125 63ZM134 62V63H133ZM143 62V61H142ZM114 63V64H113ZM137 63V64H136ZM59 64V65H58ZM87 67L89 64V66H88V68H86L84 65ZM88 64V65H87ZM107 64V65H106ZM142 64V65H141ZM56 65H58L57 67H55ZM74 65V66H73ZM113 65V70H112V72L110 71V68H111V66ZM126 65V66H125ZM249 65V66H248ZM68 66V67H67ZM130 68H128V67ZM230 66V64L228 65V67ZM250 66L252 67V68H250ZM67 67V68H66ZM153 67V68H152ZM166 69H165V68ZM84 68V69H83ZM115 68H117V69H115ZM129 70H128V69ZM137 68V69H136ZM140 68V69H139ZM147 68V69H148ZM209 68V67H208ZM254 68V69H253ZM86 69V70H85ZM126 69V73L127 72H129L128 73V75L129 76H127V75H125V73L123 72V70H125ZM134 69V70H133ZM255 69H256V71L259 73H257L256 71H255ZM58 70H59V72H58ZM79 70H81V74H80V71ZM118 72L119 71V73H117L119 76H117V74H116V71ZM132 70V72H130ZM139 70V71H138ZM143 71V73H145L146 74V76H145V74H143L142 75V73L140 74V72L141 71ZM235 70V71H234ZM239 70V69H238ZM243 70V69H242ZM133 71H138V72H135V74H134V72ZM193 71V70H192ZM196 71H197V69H196ZM196 71L194 70V72H189V74L190 73H193V74H191V75H193V77H195L194 76V73L196 74ZM240 71V70H239ZM252 71H253V73H252ZM62 72V73H61ZM93 72V73H92ZM115 72V73H114ZM121 72V73H120ZM122 72L124 73V74H122ZM148 74H147V73ZM150 72V73H149ZM198 72V71H197ZM211 72V73H210ZM236 72V73H235ZM59 73H61V74H59ZM69 75V77L71 78H68V76H67V74ZM82 73H84V74H82ZM131 73H132V75H131ZM261 73V74H260ZM92 74H94V75H92ZM111 74V75H110ZM116 74V75H115ZM120 74H121V76H120ZM137 74L139 75V76H137ZM150 74V75H149ZM214 74V75H213ZM217 74V73H216ZM244 74V75H245ZM53 75V73L51 74V75H48L49 77L50 76H52ZM78 75H80V76H78ZM122 75H125V76H127L128 78H129V80L128 79H126V78H124L123 77V79L125 80H121V83H123V82H126L127 80V82L125 83V85H124V83L122 84V85H120V86H122L121 88L120 87H118L117 86V84L119 85L120 83H118V81H117V84L116 83H114L113 82V80L114 81H116L115 79H116V77L118 78H120V77H122ZM136 77H135V76ZM149 75V76H148ZM186 75H188V73L186 74ZM131 76V77H130ZM145 76V77H144ZM151 76V77H150ZM159 76H161V77H159ZM163 76H164V78H163ZM189 76V75H188ZM213 76H215L217 79H215V77H213ZM219 76V77H218ZM252 76V77H251ZM257 76V77H256ZM66 77H67V80H66ZM87 77V78H86ZM132 77H134V78H132ZM148 77V79L147 80H145L146 78ZM154 77H157V78H161V80H158V79H154ZM220 77H222L223 79H220ZM260 78V80H259V78ZM58 78H59V76H58ZM111 78H113V80H111V81H109ZM149 78H151V79H149ZM153 78V79H152ZM226 79V81H225V79ZM255 78H257L258 79V81H257V79H255ZM61 79V78H60ZM72 79H74V80H72ZM84 79V80H83ZM130 79H131V82L129 83V81H130ZM231 79H232V81H231ZM234 79V80H233ZM254 79V80H253ZM70 80V81H69ZM86 80L88 81V82H86ZM149 80H158L157 81V83H156V85L157 84H161V85H158V86H155L153 83H155L154 81H149ZM193 80V79H192ZM224 80V81H223ZM231 81V83H230V81ZM257 82H256V81ZM70 82V85L67 83V82ZM86 82L87 84H89V85H92L93 83V85L92 86H94V85H96L95 87H93V88H96L97 87V91L95 90V94L93 93V96L94 97H92V99L94 98V100H93V102L91 101V103H90V101L87 99V101L89 102V103H87L86 101H84L85 100V98H84V96H86L87 95V93H86V95H85V92H84V89H86V88H84L83 89V86L85 85V84H83V82ZM91 81V82H90ZM95 81V82H94ZM104 81H106L105 83H106V85H105V83H103ZM109 83H108V82ZM123 81V82H122ZM138 81H139V83H138ZM149 81V82H148ZM160 81H162L163 83H161ZM196 81H198V79L196 80ZM214 81V82H213ZM255 81V82H254ZM112 82L114 83V84H112ZM144 84H143V83ZM191 82V81H190ZM189 82V83H190ZM204 82V83H205ZM223 82L225 83L224 85H223ZM237 82V83H236ZM241 84H243L244 85V87L246 86L247 88H249V90H251V91H249V92H246L247 91V88L245 87V91L243 90L244 89V87H243V85H241ZM250 84H249V83ZM59 83V82H58ZM73 83V84H72ZM74 83H76V84H74ZM92 83V84H91ZM96 83V84H95ZM127 83H128V85H127ZM134 84V87H133V84ZM136 83H138V84H136ZM140 83H141V86H139L140 85ZM195 83V81L192 83H190V84H194ZM199 83V84H198ZM203 83V84H204ZM60 84V83H59ZM86 84V85H87ZM108 84V85H107ZM143 84V85H142ZM164 84V85H163ZM167 84V83H166ZM221 84V85H220ZM234 86H233V85ZM237 84V85H236ZM241 86H240V85ZM248 84H249V86H248ZM48 85V84H47ZM69 85V86H68ZM73 85V86H72ZM77 87H76V86ZM104 87H103V86ZM117 86L116 88H118V89H116V88H111L110 86ZM136 85V86H135ZM151 85L153 86V87H151ZM198 85H200V86H198ZM220 85V86H219ZM48 86H50V84L48 85ZM70 86H72L71 88H70ZM88 86V85H87ZM102 88H107L108 89V91L109 92H112L111 93V95L110 96H108L109 95V93L107 94V92H106V90L104 89H102ZM109 86V87H108ZM123 86L124 87H126L127 89H123ZM149 86H150V88H149ZM165 88H164V87ZM227 86V85H226ZM227 86V87H228ZM235 86H239L238 88L237 87H235ZM73 87H74V89H76V90H74L73 89ZM80 87V88H79ZM85 87V86H84ZM91 87V86H90ZM128 87H130V88H128ZM138 87V88H137ZM146 87L148 88V89H146ZM159 87H161V90H163L162 91V94H161V90L159 89ZM192 87L190 88V89H192ZM200 89V87L202 88V90L203 91H205V93L208 95H206V94H204V92L202 93L201 91H198L199 89ZM218 88V89H216V88ZM243 87V88H242ZM88 88H89V86H88ZM152 88V89H151ZM155 88H157L160 92H158L157 91V89H155ZM162 88H164V89H162ZM194 88H196L197 90H195ZM240 88H241V90H240ZM114 89H116V90H113ZM130 89H131V91H130ZM141 89V90H140ZM142 89H145L144 91H146V90H148V92H149V95L150 96H148L147 95V97H143V95H144V91L142 90ZM149 89H150V91H149ZM216 89V90H215ZM74 90V91H73ZM78 90V91H77ZM81 91V94H79L80 93V91ZM82 90H83V94H84V96L82 95ZM102 92H101V91ZM112 90V91H111ZM125 90V91H124ZM127 90H129V91H127ZM136 90V91H135ZM154 90H156V91H154V93H153V91ZM166 90H168L167 88H166ZM165 90V91H166ZM222 90V91H221ZM234 90H232V91H234ZM78 92V94H79V96H77L78 94L76 93V92ZM100 91V92H99ZM139 91V92H138ZM152 91V92H151ZM192 91H194V92H192ZM209 91V92H210ZM215 91H216V94H214L215 93ZM96 92H97V95H96ZM99 92V93H98ZM105 92H106V94H105ZM141 92H144L143 94H141ZM147 92V93H148ZM151 92V93H150ZM198 93V92H201V93H198L199 95L200 94H204L205 95V97H207V100H210V101H208L206 104L204 103V100H203V98L201 97V95L200 96H198L196 93ZM214 92V93H213ZM218 92V93H217ZM241 92H242V95H241ZM245 92V93H244ZM67 93V94H68ZM101 93V94H100ZM114 93V95H112ZM158 93V94H157ZM192 93V94H191ZM196 95H195V94ZM77 94V95H76ZM136 94H140L139 96L138 95H136ZM160 94V95H159ZM213 94V95H212ZM217 94H218V96H217ZM237 94V95H238ZM76 95V96H75ZM82 95V96H81ZM145 95H146V93H145ZM193 95H194V97H193ZM140 97V99H138V98H136V97ZM142 96V97H141ZM152 96V97H151ZM158 96V97H157ZM163 96H164V94H163ZM190 97L191 98V100H189V98L188 97ZM211 96V97H210ZM215 96V97H214ZM78 97H82L81 99H78ZM109 97V98H108ZM112 97V98H111ZM150 97V98H149ZM196 97H198V99H196L195 101L196 102H199L198 104L197 103H195V101H194V99L196 98ZM212 98V99H209V98ZM214 97V98H213ZM87 98V97H86ZM107 98H108V100H107ZM134 98H136L137 100H138V105L137 106H139L138 108H140V109H135V108H137L135 105H133L132 104V102L134 103V102H136L137 103V101H136V99H134ZM141 98H142V100H141ZM144 98V99H143ZM148 98V99H147ZM161 98H162V103H163V105L162 104H160L161 103ZM183 98V99H184ZM188 98V99H187ZM194 98V99H193ZM202 98V102H200V99ZM82 99H84V100H82ZM113 99H115L114 100V103H115V105H114V103H113ZM125 99H127L126 101H128L129 99H130V101H128V104L127 105H125V103H124V101H125ZM131 99H133V100H131ZM149 99H151V100H149ZM215 99V100H214ZM81 100V101H80ZM140 100V101H139ZM144 100V101H143ZM206 100V99H205ZM206 100V101H207ZM214 100V101H213ZM80 101V102H79ZM111 101H112V103H111ZM165 101H167V100H165ZM191 101V102H190ZM205 101V102H206ZM86 102V103H85ZM160 102V103H159ZM194 102V103H193ZM214 102V103H213ZM80 103H82L83 104V106H82V104H80ZM111 103V104H110ZM201 103H202V105H201ZM86 104H89V105H86ZM113 104V105H112ZM122 104V105H121ZM134 107V109L136 110H134L133 111V109H131V111H132V113H140V111H141V113L145 110V111H147V112H145V114L147 113V115H151L152 113L154 114V112H158L159 113V109H162L164 106H166L167 108H164V109H162V110H160V113H161V111L162 112H164V110H166V112H167V115H166V112H165V116H164V120H163V118H161L162 117V115L159 113V115L161 116L160 117V119H162L163 121H165V122H163L162 120V122L160 123V119H158V120H155V117H154V115H151L152 116V118L151 117H147V119L148 118H151V120L153 119V117H154V119H153V121H150V123L148 122H145L146 121V118L143 120V119H139L141 116H143V118H144V112L141 114L140 113V117L138 116L139 114H137L136 113V115L137 116H135V113L134 114H129V111L127 112V111H124V109H126V110H129V108L131 107V108H133L131 105ZM159 104V105H158ZM84 105H85V107H84ZM206 105V106H205ZM91 106V107H90ZM116 106H120V107H122L123 108V110H121L122 108H117ZM127 106V107H126ZM130 106V107H129ZM156 106V107H155ZM157 106H158V108H157ZM159 106H161L160 108H159ZM183 108H181V107ZM197 106V107H196ZM88 107H90V108H87ZM129 107V108H128ZM155 107V108H154ZM168 107H169V109H168ZM184 107H186V108H184ZM204 107V108H203ZM211 107L209 108V110L211 109ZM128 108V109H127ZM144 108V109H143ZM197 110H196V109ZM201 108V109H200ZM203 108V109H202ZM207 109V111H205V112H203L204 111V109ZM81 109H83V110H81ZM155 111H154V110ZM182 109V110H181ZM185 109V110H184ZM189 109L191 110V112L192 113H194V114H192L190 111H189ZM213 109V108H212ZM121 110V111H120ZM149 110V111H148ZM175 110V111H174ZM186 110L188 111V112H186ZM201 110V111H200ZM203 110V111H202ZM79 111H81V112H79ZM89 111V112H88ZM139 111V112H138ZM153 111V112H152ZM180 111V112H179ZM198 113H197V112ZM200 111V112H199ZM85 112L86 113H88V115L87 114H85ZM98 112V113H97ZM121 112V113H120ZM127 112V113H126ZM150 112H152V113H150ZM156 112V113H157ZM169 112V113H168ZM171 112V113H170ZM173 112V113H172ZM184 112V113H183ZM203 112V113H202ZM80 113V114H79ZM84 115H82V114ZM90 113V114H89ZM122 113L123 114H125V115H122ZM149 113V114H148ZM155 113V116L157 115ZM178 113H180V114H182V115H180V114H178ZM199 114L198 116L196 115V116H194L195 114ZM78 114V115H77ZM168 114L171 116H168ZM176 114V115H175ZM190 116H189V115ZM89 115H90V117L91 118H89ZM95 115V116H94ZM96 115H97V117H96ZM130 115V116H129ZM147 115H145V117L147 116ZM174 115V116H173ZM179 115V116H178ZM72 116H70L69 118H71L72 119ZM83 116V117H82ZM86 116V117H85ZM88 116V117H87ZM93 116H94V118H93ZM169 118H168V117ZM188 116V117H187ZM194 116V117H193ZM85 117V118H84ZM138 119H137V118ZM159 118V116L157 115L156 116V118ZM189 117H190V119H189ZM196 117V118H195ZM50 118V117H49ZM68 118V119H69ZM80 118V119H79ZM88 120H87V119ZM96 118V119H95ZM135 118H136V120H143L144 121V126H142L141 125V121L139 122L138 121V123H139V125H138V123H137V121L135 120ZM142 118V117H141ZM186 118H188V120L186 119ZM191 118H193V119H191ZM195 118V119H194ZM70 119V120H71ZM74 119V118H73ZM83 119H85L84 120V122H85V124H87L86 126V128L87 129H89V130H87V129H85L83 126H85V125H82V124H84V122H83ZM91 119H94V122H96L95 120H98V123L99 122H102V123H99V127H100V129H99V127H98V125H96V123H94L93 122V120L92 121H90ZM167 121H166V120ZM187 120V121H191L192 120V122H190L189 121V123L187 122V121H185V120ZM76 120H77V122H76ZM87 120V121H86ZM100 120V121H99ZM184 120V121H183ZM194 120V121H193ZM90 121V122H89ZM135 121H136V123H135ZM142 121V122H143ZM147 121H149V120H147ZM158 121V122H157ZM64 122V123H63ZM74 122V123H73ZM76 122V123H75ZM78 122H79V124H78ZM154 122V123H153ZM168 124H167V123ZM174 122V123H173ZM177 122H179V124H181L182 122H184V123H186V124H182L181 125V127H180V125L179 124H177ZM54 123V124H53ZM56 123H57V125L58 126H60L59 128H56L57 127V125H56ZM62 123L63 124H67V126L66 125H62ZM74 124V126L72 125V124ZM80 123H82V124H80ZM89 123H90V125H89ZM146 123H147V125H146ZM161 124V126H160V124ZM166 125H165V124ZM176 123V124H175ZM192 123V124H191ZM50 124V125H49ZM78 124V125H77ZM102 124V125H101ZM136 124V125H135ZM149 124V125H148ZM153 124V125H152ZM159 124V125H158ZM171 124H172V126H171ZM173 124H175V127H174V125ZM190 124V125H189ZM45 125L43 126L44 128H45ZM51 125H53V126H51ZM62 125V126H61ZM68 125L70 126V125H72V126H70V128H69V130H67L68 129ZM76 125V126H75ZM133 125V126H132ZM146 125V126H145ZM158 127H157V126ZM163 125H165V126H163ZM179 125V126H178ZM192 125V126H191ZM65 126H66V128H65ZM103 126H105V127H107V128H105V127H103ZM62 127L64 128V129H62ZM98 127V128H97ZM153 127V128H152ZM160 127V128H159ZM164 127V128H163ZM169 129V131L167 130V128ZM172 127H173V129H172ZM177 127H180V128H177ZM188 127V128H187ZM85 129V130H87V131H83V130H81V129ZM104 128V131L102 130ZM133 128H135V129H133ZM155 128V129H154ZM182 128V129H181ZM186 128V129H185ZM46 130L44 131V132H46V131H48L49 129L48 128H45ZM52 129V130H51ZM56 129V130H55ZM60 129H62L61 131H60ZM92 129V130H91ZM97 129V130H96ZM98 129H99V132H98ZM106 129V130H105ZM150 129H153L152 131H151V133H150ZM164 130V131H166V133H163L162 132V134H163V136H160V135H162V134H160V135H158L159 133H160V131H158V130ZM183 129H185V130H183ZM229 129V128H228ZM53 130H55V132H56V134L55 133H53L54 131ZM58 130V131H57ZM64 130H66L65 132H63ZM101 130V131H100ZM147 130V131H146ZM173 130V131H172ZM179 130H180V132H179ZM189 130H187V131H189ZM51 131H53V132H51ZM68 131V133L67 134H64V133H66ZM103 131V132H102ZM141 131V132H140ZM154 131H158L157 133V135H152L153 133H154ZM221 131V130H220ZM230 131V132H229ZM60 132V133H59ZM63 132V133H62ZM88 134H87V133ZM175 132V133H176ZM222 133L223 132H226L225 134H226V136L228 137H226L225 136V134H224V136H225V140H224V137H222L221 135H212L211 136V140H210V138H209V142H207L208 144L206 145V149L205 150H200V151H197L196 153H195V155L194 154H189V153H187L186 155H185V158L182 160V161H184L185 163H187L186 165L187 166H185V164H184V162H181L180 164L181 165H176L174 162H172L171 164H169V169H170V171H169V169L168 170H164L163 172H162V170L160 171V172H156V175H155V173H149L148 172V176H149V178L145 175V173L144 174H132V173H128L129 171L126 169H122V171H120V170H118V171H116L115 173H113V175H112V177H110L111 179H109L110 181H111V183L113 184V186H109V187H105V186H102L101 187V190H102V192L100 193V195H98V196H96V197H93L92 198V203H90L89 205H87V207H86V210H84L83 212H81V211H79V212H81V213H76V216H78L77 218L79 219H76V221L77 222H79V223H77L78 224V228L80 229L81 228V230H80V232L82 231V233H78L77 235L78 236H80L81 238H83V239H86V240H82L83 242H82V244H84L85 246H83V251H85L84 253V255L85 256H87V257H89V256H93L95 253H97L98 251L97 250H99V249H102V247H101V243H103V241H104V238L108 235H110L109 233L112 231V232H114V231H116V230H118V229H120V230H124L125 232L126 231H128L126 234H129V236L131 235H133V233H139V234H134V236L137 238H142V240L141 241H144V243H143V245H145L144 247L143 246H141V248H140V246H138L139 247V250H140V252L143 254V255H145V257L148 259H150V258H152V259H155V261H157V260H159V262H156V263H153V262H155L154 260H152V259H150L151 261H148L147 263L149 264V263H153V264H161L162 262V264H166V262H168L167 264H209L210 263V261H212L211 262V264H225V262H226V264H237V261H236V259L234 258V255L232 254V252L230 253V250L228 251V247H227V245H225V235H223L225 232H226V229H227V227H228V225H229V220H232L233 218H234V216H232L231 215V212H232V207H233V205H232V202L231 201H228L227 202V206L223 209L224 211H222V212H220V217H217V215H215V217H213L214 216V214H213V216L211 215L210 217H208V219H205V217H203V219H204V221H206V222H204V221H200V219L202 218V217H199V218H197V223H196V221H195V223L196 224H194L193 223V225L191 226V225H187L186 224V220H184V221H181V220H183V219H181L180 221L182 222H180V221H176V222H173V223H171L170 224V226H167V225H169V224H167L166 225V223H165V221L168 223V219L169 218H171L172 216H171V214L173 215V211L175 210V207L173 208V207H171V206H175L178 202H180V201H182L183 199H182V196L180 195V197H179V194L178 193H175L177 196H175V197H179V198H181V200L179 199V198H176V199H178V200H180V201H178V200H176L175 199V202H176V204L175 205H171V204H168V205H165V206H168V208H170V210L167 208H165V206H164V208H163V206L161 205L162 204V202H160L159 203V201H157L155 198H156V196L154 195V194H152V195H154L153 197H150V200H149V202L147 203L148 205H147V208L145 207L144 208V206L146 205H144L143 204V207H141V205L139 204H137V206L135 205L136 203L135 202H137V203H139L138 202V200H140V197L141 196H143L142 195V193L140 194L139 193V196H137V193H136V195L133 193V195H132V193H131V190L130 189H134V187L135 186H137V184L139 185L140 183L139 182H143V181H146L147 182V180L149 179H152V180H154V182H151V181H149L150 183H156L155 182V178H156V181L158 180L159 182H160V185H158L159 184V182L158 183H156V184H154V185H152L153 186V188H150V189H154L157 185V187H158V189H157V187L155 188L156 190H159V188L160 189H163V187H165L164 188V190L166 189L167 190V185L169 184V181L168 180H170V181H172V180H174L172 177H173V175H169V174H173V172H176L177 170L176 169H182V170H184V171H186L185 173H186V175H188L187 177H186V175H185V178H187V179H184V180H188L189 179V177H191L192 176V174H198L199 176H201V174H203L204 176L203 177H200V183L202 182V183H204V182H206L207 181V179L208 178H210V176H211V174L209 175V171H210V169H212V166L214 167L215 166V160H214V157L216 156L217 157V154H218V157H220L221 158V154L223 155L224 153H227V152H225L224 150H222L223 148H225V150H226V148H228L227 150L228 151H230L231 150V148H230V146L232 147V145L233 144H235L236 143V145H239V144H241V141H243V140H241V139H243L244 137H242V135L240 136V133L238 134V133H236V131H233V130H228L227 131V129H223V131H221ZM51 133V134H50ZM53 133V134H52ZM59 133V134H58ZM82 133V134H81ZM84 133L86 134V135H84ZM103 133V134H102ZM137 133H139L138 134V136L140 135H143V136H141V139H143L142 141H141V139L138 137V139L136 138L137 137ZM141 133V134H140ZM149 133V134H148ZM175 133L173 134L174 136H176L175 135ZM230 133V134H229ZM50 134V135H49ZM61 134V135H60ZM152 135V137L153 136H155V140H154V143H152V141H153V139H151L152 137H151V135ZM167 135V137L166 136H164V135ZM57 135H59V136H57ZM64 135H66L65 136V138H64ZM81 135V136H80ZM82 135H84V136H82ZM230 135V136H229ZM57 136V137H56ZM86 136V137H85ZM92 136V137H91ZM95 136V137H94ZM134 136H136V137H134ZM147 136V137H146ZM148 136H150V137H148ZM156 136H157V139H159V140H157L156 139ZM160 138H159V137ZM238 136H240V137H238ZM55 137V138H54ZM60 137H63V140L62 139H60ZM91 137V138H90ZM144 137L146 138V140L144 139ZM166 137V138H165ZM169 137V138H170ZM231 137V138H230ZM234 137H236V138H234ZM134 138L137 140H134ZM230 138V139H229ZM240 138V139H239ZM52 139V140H53ZM140 139V141L138 142V140ZM148 139V140H147ZM161 139V140H160ZM229 139V140H228ZM235 139V140H234ZM239 139V140H238ZM47 140V141H48ZM52 140H51V142H52ZM134 140V141H133ZM145 140V141H144ZM152 140V141H151ZM230 140H232V143H233V141H235L232 145H231V143L229 142ZM237 140V141H236ZM43 142H42V144L44 143V146H45V148L46 149H44L43 151H48L49 152V156L50 155H52L54 152H52V154H50V148H48L49 146L48 145H45L46 144V139L45 140H42ZM78 141V142H77ZM84 141V142H83ZM87 143H86V142ZM151 141V142H150ZM158 141V144H156L155 142H157ZM160 141V142H159ZM227 141H228V143H227ZM240 141V142H239ZM48 142H50V141H48ZM73 142H74V144H73ZM77 142V143H76ZM80 142V143H79ZM136 142H138L137 144H135ZM145 142V143H144ZM150 142V143H149ZM165 142H166V140H165ZM76 143V144H75ZM92 145H91V144ZM94 143V144H93ZM129 143H130V145H129ZM146 143H147V147H145L146 146ZM150 144V146H149V144ZM163 143H164V141H163ZM211 143V144H210ZM215 144L216 146V148L215 147H213L214 145L213 144ZM238 143V144H237ZM63 144V145H62ZM73 144V145H72ZM136 145V146H133V145ZM141 144H143L142 146H138V145H141ZM153 144V145H152ZM161 144V145H160ZM228 146H227V145ZM60 145H62V147L60 146ZM67 145V146H66ZM75 145V146H74ZM154 145H156V146H154ZM158 145V146H157ZM213 145V146H212ZM48 146V147H47ZM73 146V147H72ZM96 146V147H95ZM209 146V147H208ZM64 147H65V151H63V149H64ZM66 147H67V149H66ZM71 147V148H73L72 149V151H71V148H70V150H69V148ZM96 149H95V148ZM132 147V148H131ZM140 147V148H139ZM144 148V151H143V148ZM150 147H152V150H151V148ZM156 147V148H155ZM223 147V148H222ZM48 148V149H47ZM62 148V149H61ZM95 150H94V149ZM136 148V149H135ZM145 148L147 149L146 151L147 152H145ZM229 148H230V150H229ZM61 149V150H60ZM92 149H93V152L92 153H94L93 155H91L92 153H91V151H92ZM89 150V151H88ZM91 150V151H90ZM140 150V151H139ZM158 150V151H157ZM226 150V151H227ZM46 151H45V153H46ZM52 151H53V149H52ZM61 151V152H60ZM88 151V152H87ZM143 151V152H142ZM149 151H151V152H153L154 154H155V156L153 155V157H152V153L151 152H149ZM202 151V152H201ZM208 151H210V152H208ZM220 151H221V154H220ZM47 152V153H48ZM132 152H135V153H133V154H131ZM141 152V154H139ZM144 152H145V154H144ZM205 154H204V153ZM85 153V154H84ZM87 153V154H86ZM148 153V154H147ZM201 153H203V154H201ZM206 153L208 154V155H206ZM215 155H214V154ZM63 153H61V155H62ZM88 154H89V156H92L91 158L88 156ZM128 156H127V155ZM136 154V155H135ZM197 154V155H196ZM211 154H213L212 156H213V159H212V157H211ZM54 155V154H53ZM79 155V156H78ZM157 155V156H156ZM188 155V156H187ZM191 155V156H190ZM220 155V156H219ZM46 156V154H44V156H41L40 155V157L38 156V158L40 159V160H42V162H44L43 161V159H44V157ZM81 156V157H80ZM83 156V157H82ZM125 156V157H124ZM134 156V157H133ZM136 156V157H135ZM201 156V157H200ZM208 156H210L209 158L211 159H209L208 158ZM42 157V158H41ZM51 157V156H50ZM84 157H88L87 158V160L86 159H84L83 160V158ZM121 157H122V159H121ZM156 157V158H155ZM188 157H189V159H188ZM196 157V158H195ZM199 157H200V159H199ZM36 159L35 160V162L33 163L32 161H28L27 160V162H32L33 164H35L36 163V165H37V167H38V169L40 168V166H38V165H41L40 164V162H38L39 161V159ZM53 158H55V156H53L52 158H51V160H53ZM151 158V159H150ZM152 158H153V160H152ZM187 158V159H186ZM190 158H192L191 160H190ZM204 158V159H203ZM207 158V159H206ZM71 159H73V158H71ZM71 159H70V161H71ZM136 159V160H135ZM139 159V160H138ZM156 159V160H155ZM219 159V158H218ZM222 159V158H221ZM30 160V159H29ZM83 160V161H82ZM120 160V161H119ZM152 160V161H151ZM188 160V161H187ZM190 160V161H189ZM200 160H202V161H200ZM86 161V162H85ZM211 163H210V162ZM39 164H38V163ZM87 162H90V163H88L87 164ZM155 162V163H154ZM193 162V163H192ZM196 162H198L197 163V165L200 163L201 165H204L202 168H200V170L202 171V173H201V171H199V169H197L195 172L192 170L193 169V167H194V165L193 166H191V169L189 168V166H190V164H196ZM204 162H206V163H204ZM214 162V163H213ZM49 163V162H48ZM45 164L44 165V168H43V166L41 165V169H39V170H42V171H38V170H36L37 172L35 173L34 171H32L33 173H35V176H34V174H33V176H32V173H30V175H29V177H33L34 178V182H33V180L31 181V180H29L32 184H35V181L37 182V178H38V175H39V177L40 178H42V175H43V172H45L44 173V176L45 177H47V180H48V177L50 178L49 180H48V182H47V184L48 185H50V186H48L47 184L43 187H40L39 186V190H42L41 188H45L46 187V189L49 187V188H51V189H56V188H54V187H56L57 185H59L58 183H63V185H65L66 184V182L68 183V184H70V183H72L73 181H72V179L71 180H66V182H65V180L62 182V180H59L60 179V177H57L55 180H54V178L52 179V175L50 176V174H51V167H50V165L49 164ZM85 163V164H84ZM118 164L117 166H115V164ZM144 163V164H143ZM147 163H150V165L149 164H147ZM182 163L184 164V166L182 165ZM189 163V164H188ZM114 164V165H113ZM199 164V165H200ZM210 164H212V165H210ZM35 165V166H36ZM175 167H174V166ZM140 166H139V168H140ZM147 166H148V169L146 170V168H147ZM151 166V167H150ZM168 166V165H167ZM181 166V167H180ZM184 168H183V167ZM207 166V167H206ZM45 167H47L46 169H45ZM48 167H49V169H48ZM72 167V168H73ZM87 167H84L85 169L87 168ZM113 167V168H114ZM162 167V166H161ZM187 167V168H186ZM204 167H206V168H204ZM208 167H211V168H208ZM176 168V169H175ZM190 170H189V169ZM204 168V169H203ZM208 168V169H207ZM48 169V170H47ZM159 169H160V166H159ZM173 171H172V170ZM175 169V170H174ZM186 169V170H185ZM206 169V170H205ZM25 170H26V168H25ZM105 172H104V171ZM204 170H205V172H204ZM28 171V170H27ZM85 171H87V169L85 170ZM120 171V172H119ZM193 171V172H192ZM198 171V172H197ZM208 171V172H207ZM1 172H2V170H1ZM42 172V173H41ZM81 172V171H80ZM80 172H78L77 174L75 173V175L76 176H79L80 177V179L82 180H84V176L85 175H83L84 174V171H83V169H82V174L80 173ZM101 172H103L102 174H101ZM165 172H166V175H168V176H166L165 175ZM168 172V173H167ZM172 172V173H171ZM188 172V173H187ZM47 173V174H46ZM79 173H80V175H79ZM126 173V174H125ZM129 175H128V174ZM41 174V175H40ZM97 174V175H98ZM105 174H103V175H105ZM115 174V175H114ZM130 174H132L133 176H130ZM153 174V175H152ZM159 174V175H158ZM163 174V175H162ZM191 174V176H189ZM208 174V175H207ZM37 175V176H36ZM47 175V176H46ZM75 175H73L74 176V179H76L77 180V178H78V182H80V180H79V177H77V178H75ZM154 175H155V177H154ZM83 176V177H82ZM134 176H135V178H134ZM142 176H144V177H142ZM151 176V177H150ZM152 176H153V178H152ZM165 176V177H164ZM172 176V177H171ZM28 177V178H29ZM37 177V178H36ZM138 177V178H137ZM140 177V178H139ZM159 177H161V178H159ZM208 177V178H207ZM33 178H30V179H33ZM35 178H36V180H35ZM130 178H132V180L130 179ZM145 179V180H143V179ZM171 178V179H170ZM205 178V179H204ZM24 179V178H23ZM54 180L53 182H52V180ZM58 179V180H57ZM129 180V181H126V180ZM147 179V180H146ZM160 179V180H159ZM161 179H163V180H161ZM247 179V178H246ZM248 179H250V178H248ZM1 180V179H0ZM50 180H51V182H50ZM135 180H137L136 182H135ZM167 180V181H166ZM190 181H187L189 184H192V181H194L193 179H192V181H191V178L189 179ZM205 180V181H204ZM25 181V180H24ZM22 182L23 184H22V186H21V188L19 187V189H15V191H11V193H10V195H8L7 197H9V201H12V203L13 202H16V200L17 201H20L21 200V198H25L26 196H27V186H25V185H27V183H25V182ZM57 181H60V182H57ZM164 181V182H163ZM65 182V183H64ZM132 182L134 183H137V184H132ZM148 182V183H149ZM208 182V181H207ZM243 182V181H242ZM242 182H240V184H242ZM110 183V185H112ZM165 183V184H164ZM177 183H179V181L177 182ZM193 183H197V182H193ZM244 183H246V181L244 182ZM242 184V185H240L239 183L237 184L238 185V187H236V195L237 196H239V199L241 198V199H243V198H245V197H247V193H246V189H248L249 187H248V185H250V183H246V184ZM25 184V185H24ZM54 184V185H53ZM56 184V185H55ZM163 184V185H162ZM167 184V185H166ZM199 183H197V184H194V186H196V187H194V186H191V188L190 189H192V187H194L195 189L198 187V189H196L197 191L199 190V186H197ZM206 184V183H205ZM156 185V186H155ZM178 185H180V184H178ZM193 185V184H192ZM245 185V186H244ZM54 186V187H53ZM115 186V188H113ZM159 186H161V187H159ZM57 187H60V186H57ZM130 187V188H129ZM132 187V188H131ZM176 188H172L173 190L172 191H170V192H173V191H178V189H180V187L181 186H178L179 188L177 189V186H175ZM248 187V188H247ZM23 188H25V189H23ZM76 190L78 189V187H76L75 188ZM130 190V194H129V191H127V190ZM169 189V188H168ZM177 189V190H176ZM194 189H192V191H193ZM195 190V191H196ZM249 190V189H248ZM24 191H26V192H24ZM161 191V190H160ZM163 191V190H162ZM14 192H15V194L16 195H18V196H16L15 194H14ZM110 192V193H109ZM115 192V193H114ZM189 192H191V191H189ZM125 193V194H124ZM127 193V194H126ZM197 192H191L190 194L188 193V196H189V198H188V200L190 199V200H192L193 199V197H195L197 194H196ZM110 194H114L112 197H111V195ZM129 194V197L127 196ZM23 195H25V196H23ZM118 197H117V196ZM124 195H125V197H127V198H125L124 197ZM131 195V196H130ZM151 195V196H152ZM173 195V194H172ZM13 196V197H12ZM100 196V197H99ZM103 196V197H102ZM17 197V198H16ZM18 197H20V198H18ZM132 197V198H131ZM138 197H139V199H138ZM174 197V196H173ZM23 198V199H24ZM112 198V199H111ZM122 198H124L125 199V201H126V199H127V201H128V203L127 204H125V201L122 199ZM135 198V199H134ZM152 198V199H151ZM196 199H193L192 201H186L185 199L183 200V201H185L186 203H189L188 205L191 207V206H195L196 204H197V200H200V197H199V195H197L196 197H195ZM95 199V200H94ZM109 199H111V200H109ZM138 199V200H137ZM156 200V202H155V200ZM93 200H94V202H93ZM130 200V201H129ZM133 200V202L131 203V201ZM153 200H154V202H153ZM194 200H196V201H194ZM210 201L209 202H211V204H210V206H211V208L213 209V206L215 205V203L214 204H212L213 203V200L211 201V198L209 199ZM120 201V202H119ZM182 201V203L183 204H186L185 202H183ZM206 201V200H205ZM157 202H158V209H161L160 207H162L163 209V211H165V212H163V211H161V212H159V210L157 209V212L154 210L155 208H153V206L155 205V206H157ZM194 202H196V203H194ZM199 203H200V201H198ZM135 203V204H134ZM150 203V204H149ZM123 204V205H122ZM125 204V205H124ZM142 204V203H141ZM92 207H91V206ZM134 206V207H133ZM136 206V207H135ZM160 206V207H159ZM94 207V208H93ZM140 207V208H139ZM151 207H152V209H151ZM91 208V209H90ZM93 208V209H92ZM193 208V207H192ZM89 209H90V211H89ZM149 209V210H148ZM143 210V211H142ZM154 210V211H153ZM167 210V211H166ZM169 210V211H168ZM173 210V211H172ZM86 211V212H85ZM88 211V212H87ZM114 213V215H113V213ZM153 212V213H152ZM156 212V213H155ZM159 212V213H158ZM171 212V213H170ZM173 212V213H172ZM158 214V219L160 220V218H161V220H162V223H161V220L159 221V223L156 221V222H154L155 220H153V218L155 217V216H153L152 218L150 217V216H152V214ZM162 213V214H161ZM222 213V214H221ZM112 214V215H111ZM164 214V215H163ZM167 214V215H166ZM197 214V213H196ZM216 214V213H215ZM163 215V217L165 218H163V217H160V216H162ZM198 215V214H197ZM222 215V216H221ZM226 215V216H225ZM115 218H114V217ZM170 216V217H169ZM219 216V215H218ZM160 217V218H159ZM166 217H168V218H166ZM206 217V218H207ZM222 217H224L223 219H222ZM228 217V219H226V218ZM118 218V219H117ZM212 218V219H211ZM216 218V219H215ZM219 218V223L217 222V219ZM145 219V220H144ZM149 219H151L152 221H150ZM154 219H156V217L154 218ZM221 219V220H220ZM165 220V221H164ZM222 220H223V222H222ZM228 221V222H226V221ZM248 221V219H245V221H243V222H245V224H246V222ZM144 221V222H143ZM151 223H150V222ZM170 221V220H169ZM186 221V222H185ZM214 221H216V222H214ZM260 221H262V220H260ZM154 222V223H153ZM200 222V223H199ZM210 222V224H208ZM226 222V223H225ZM231 222V221H230ZM264 222V221H263ZM262 222V223H263ZM125 223V224H124ZM143 223H144V225H143ZM157 223V224H156ZM213 223H214V225H213ZM221 223V224H220ZM222 223H223V225H222ZM80 224V225H79ZM127 224V225H126ZM151 224V225H150ZM154 224H156V225H154ZM162 224V225H161ZM165 224V227H164V229H163V225ZM177 226H176V225ZM179 224V225H178ZM216 224V225H215ZM244 224V223H243ZM244 224V225H245ZM250 224L251 223H249V225L248 226H250ZM118 225V226H117ZM141 225V227H139ZM147 225V226H146ZM154 225V226H153ZM183 226V228H182V226ZM187 225V226H186ZM210 225H211V227H210ZM218 225V226H217ZM221 225V226H220ZM241 226H242V223L240 224ZM118 227V229L117 228H115V227ZM156 226V227H155ZM160 226H162L161 228H160ZM171 226H174V227H171ZM179 226V227H178ZM186 226V227H185ZM193 227V226H195L194 228H190L189 229V227ZM130 227V228H129ZM153 227H155L154 229H153ZM219 227V228H218ZM132 228V229H131ZM135 228V229H134ZM138 228V229H137ZM150 228V229H149ZM185 228H186V232L185 231H183V232H185L186 233V235H185V233H183L182 234V232H180V231H182V230H185ZM211 228V229H210ZM241 228V227H240ZM239 228V229H240ZM114 229H116V230H114ZM127 229V230H126ZM159 229V230H158ZM173 229H175V230H173ZM177 229V230H176ZM178 229H182V230H179L178 231ZM189 229V230H188ZM214 229V231H212ZM56 228H54L53 227V225L52 226H50V233L51 234H49V236H51L50 238L52 239L51 240V242L49 243L48 241L46 242V238H44V237H46L45 235H44V233H42V231L41 230H38L36 233H34L35 235V243H38V244H36L37 246L39 245L40 247L42 246L43 248H45V246H47V245H50V246H47V249L48 250H46V252H48V253H51V252H49V251H52L51 250V248L53 247L52 245H58V242H57V239H55V238H58V236L56 235L57 233H56ZM138 230V231H137ZM141 230H142V232H141ZM148 230V231H147ZM153 230V231H152ZM157 230V232H159V233H157V232H155V231ZM169 230H171V231H169ZM174 231V233H171V232H173ZM41 231V232H40ZM84 231V232H83ZM119 231V230H118ZM133 232L132 234H131V232ZM135 231V232H134ZM140 231V232H139ZM146 231V232H145ZM189 231V233L190 234H188L187 232ZM190 231H192V232H190ZM195 231V232H194ZM218 231H219V233H220V235H219V233H218ZM260 231V233H258ZM258 232H257V234H255L256 232H254V236H253V238L255 237L256 239H258V240H255V238H254V240H255V242L257 241V242H259L257 245H260V246H254V247H256L254 250H251V249H253V248H249L247 251V254H248V256H247V258H246V260L247 259H249L250 258V260H248L247 262L249 263V264H264L263 262H262V260L259 258L262 254H264V236H262V235H264L263 233H264V231L262 230V229H260ZM54 232V233H53ZM111 232V233H112ZM123 232V231H122ZM125 232H123V233H125ZM148 232V233H147ZM161 232V233H160ZM177 232H178V234H177ZM180 232V233H179ZM197 232V233H196ZM199 232V233H198ZM215 232H216V234H215ZM262 232V233H261ZM143 233V234H142ZM170 233V234H169ZM177 234V236H176V234ZM192 233V234H191ZM195 233V234H194ZM217 233H218V235L219 236H217ZM42 234V235H41ZM82 234H84V235H82ZM155 234V235H154ZM172 234V235H171ZM213 234V235H212ZM262 234V235H261ZM44 235V236H43ZM54 235V236H53ZM89 235V237H87ZM139 235V236H138ZM141 235V236H140ZM143 235H144V237H143ZM154 235V236H153ZM159 235H160V237H159ZM168 235H169V238H168ZM170 235H171V237H170ZM174 235V236H173ZM179 235H180V237H179ZM183 235V236H182ZM189 235H190V237H189ZM224 237H223V236ZM256 235H258V236H256ZM261 235V236H260ZM43 236V237H42ZM94 236V237H93ZM107 236V237H108ZM157 236H158V241H157ZM182 236V237H181ZM186 236H187V238H186ZM191 236H193V237H191ZM53 237V238H52ZM85 237V238H84ZM164 237V238H163ZM175 237V238H174ZM176 237H178V238H176ZM185 237V238H184ZM196 237V238H195ZM200 237V238H199ZM263 237V238H262ZM135 238V239H136ZM148 238V239H147ZM159 238H160V240H159ZM163 238V239H162ZM180 238H183V239H180ZM189 238H192V239H189ZM223 238V239H222ZM46 239V240H45ZM146 239V240H145ZM156 239V240H155ZM161 239H162V241H161ZM166 239H167V241H166ZM175 239V240H174ZM186 239V240H185ZM189 239V240H188ZM194 239V240H193ZM197 239V240H196ZM198 239H200V240H198ZM251 239H252V237H251ZM42 240H44L43 242H42ZM55 240V241H54ZM140 240V239H139ZM179 240V242H177V241ZM181 240H184V241H181ZM253 240V239H252ZM155 241V242H154ZM187 241H189L190 243H187ZM194 241H195V243H194ZM216 241V242H215ZM41 242V243H40ZM79 242H81V240H79ZM157 242L160 244H157ZM168 242V243H167ZM173 242V243H172ZM176 242V243H175ZM184 242H186V245H185V243ZM46 243H47V245H46ZM52 243V244H51ZM170 243V244H169ZM178 243V244H177ZM184 243V244H183ZM200 243V244H199ZM219 243V244H218ZM43 244V245H42ZM169 244V245H168ZM175 244V245H174ZM193 244V245H192ZM198 246V248H197V246ZM222 244V245H221ZM256 244V243H255ZM254 244V245H255ZM262 244V245H261ZM86 245H87V247H86ZM140 245H142V244H140ZM158 245H159V248H158ZM167 245V246H166ZM180 245V246H179ZM182 245H184V246H182ZM202 247H200V246ZM219 245V246H218ZM166 246V247H165ZM171 246V248H169ZM179 246V247H178ZM183 248H182V247ZM187 247L186 248V250L184 249V247ZM192 246V247H191ZM221 246V247H220ZM261 246L263 247V248H261ZM49 247H51L50 249H49ZM85 247V248H84ZM92 247V248H91ZM101 247V248H100ZM144 249H143V248ZM167 247H168V249H167ZM177 247L178 248H181V249H183L184 251H181V250H177ZM188 247H190V248H192V249H194V250H192V251H190V249H188ZM200 247V248H199ZM220 247V248H219ZM259 247V248H258ZM87 248V250H85ZM155 248V249H154ZM158 248V249H157ZM205 248V249H204ZM57 249H58V251H57ZM141 249H142V251H141ZM167 249V250H166ZM187 249L189 250L188 252H186L187 251ZM198 250V251H201V253L203 254V252L206 254V255H204V256H202V259L204 260H202L201 259V253L200 254H197V252L198 251H196V250ZM202 249H204V251L202 250ZM210 249H212V250H210ZM263 249V250H262ZM158 250V251H157ZM164 250H166V251H164ZM177 250V251H176ZM210 250V251H209ZM227 250V251H226ZM256 250V251H255ZM260 250L262 251V252H260ZM55 251H57V253L56 252H54L53 254H55V259H56V261H57V258L60 260V259H62L61 257L62 256H60V255H62V254H60L59 252H62V250H60V248H55ZM95 251H97V252H95ZM167 251H169V252H167ZM196 251V252H195ZM254 251V253H252ZM154 252H157V254H161L159 257H162L163 256V258L164 259H162V258H158V259H156L157 257V255H156V253L154 254ZM181 254H180V253ZM184 252V253H183ZM193 254H192V253ZM207 252H209V253H207ZM250 252V253H249ZM60 255H59V254ZM90 253V254H89ZM94 253V254H93ZM116 253L117 254H113V260H112V263H110V264H136V262H133L132 260H128L126 257H123V255H122V253H120V251H119V253L116 251ZM163 253V254H162ZM169 253H171V254H169ZM229 253H230V255H229ZM256 253V254H255ZM258 253H260L259 254V256H258ZM262 253V254H261ZM89 254V255H88ZM165 254H167V256L165 255ZM184 254V255H183ZM185 254H187L186 256H185ZM189 254V255H188ZM192 254V255H191ZM221 254V255H220ZM58 255V256H57ZM226 255V256H225ZM257 255V256H256ZM0 256H1V254H0ZM169 256V257H168ZM179 256H181L180 258H179ZM183 256V257H182ZM193 256H195V257H193ZM199 256V257H198ZM191 257V258H190ZM198 257V258H197ZM206 259H204V258ZM222 257V258H221ZM263 257H264V255H263ZM263 257H261V258H263ZM124 258H126V259H124ZM146 258H144V259H146ZM171 258V259H170ZM182 258V259H181ZM190 258V259H189ZM196 258L197 259H199V260H196ZM233 258V259H232ZM139 259V258H138ZM146 259V260H147ZM148 259V260H149ZM184 259V260H183ZM186 259V260H185ZM207 259H209L210 261H207ZM221 259V260H220ZM230 259V260H229ZM252 259V260H251ZM140 260H143V258H140ZM162 260V261H161ZM183 260V261H182ZM229 260V261H228ZM1 261V260H0ZM129 261V262H128ZM153 261V262H152ZM165 261V262H164ZM172 261V262H171ZM188 261V262H187ZM205 261H207V262H205ZM220 261H221V263H220ZM223 261V262H222ZM225 261V262H224ZM261 261V262H260ZM264 261V260H263ZM161 262V263H160ZM183 262V263H182ZM186 262V263H185ZM209 262V263H208ZM231 262V263H230ZM146 263V264H147ZM247 263V264H248Z\"/></svg>", "mask_w": 264, "mask_h": 264}]
</instances>
